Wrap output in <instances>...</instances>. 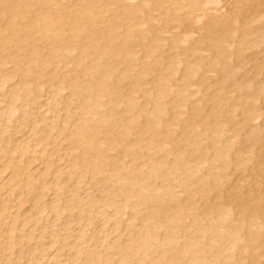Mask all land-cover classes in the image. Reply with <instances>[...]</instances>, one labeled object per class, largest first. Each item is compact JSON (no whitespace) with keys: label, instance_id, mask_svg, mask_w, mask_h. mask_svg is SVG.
Here are the masks:
<instances>
[{"label":"bare ground","instance_id":"6f19581e","mask_svg":"<svg viewBox=\"0 0 264 264\" xmlns=\"http://www.w3.org/2000/svg\"><path fill=\"white\" fill-rule=\"evenodd\" d=\"M165 3H169L168 6L164 7ZM181 9L184 10V12H183L184 14H182ZM180 11H181V13H180ZM190 15H192L191 18H190ZM194 20H196L197 22L198 21L200 22L199 25L197 24V27L199 29H201L202 33L200 35L197 34L199 37H197V35L194 33L196 35L195 38L196 37L197 38L193 39L191 44L188 46H185V44H183L184 47L182 46V48L178 52L177 51V48H179L178 44H180L184 40L186 41L188 36H189L188 34H186L187 31L189 33L190 30L192 32H194L193 30H198V28L194 29V27H193L194 25L196 27V24H195L196 21L194 22ZM170 21H172V22L173 21H175V22L179 21V23L180 22L183 23V21H184V25L187 27V29L188 28L189 29L188 30H186L185 28H184V30L181 29L183 34H180L181 30H179L178 33L180 36L177 35L178 33L176 35H172V33H174L175 31L174 32L169 31L171 33L170 35H172V36L165 38L170 43L169 44L170 48L168 47V49L170 50V49H172L173 46H178L175 49L176 51H173V53L175 52V55H176V52H178V55H176L174 57L173 55H171L169 53L170 56H172V58H171V57H168L169 55L167 54L168 59L166 58V56L164 57L167 59L166 66L164 68L170 69L171 70L170 74L172 71H173V73H175L177 71L176 70V64L179 65V63H181V61H182L184 64V66L181 65L182 67H184V69L183 68L181 69V70H183V73H181L182 74V80H184V82L187 83L188 85L190 83L189 82L190 78H192V79L196 78V77H194V75L196 76V74H198V72L202 69L200 74H199L200 75V77L198 79L199 84L197 82V84L199 86L196 85L198 87V89L197 90L192 89L194 91L193 93H192V90L189 89V87H185V85H187V84L183 83V81L181 83L183 86L181 84L175 85V88L173 87V85L169 86L170 85V78L169 77H171L173 75L172 74L170 76L169 72L166 75L162 74L160 72H158L155 75L149 74L151 72H155V70L152 69L153 68L151 66L152 63L154 65V63L156 64L158 61H160V59H162L161 61L163 62L164 58L163 57L160 58V56H162L165 53V51L162 50L164 52V53L162 52L163 53L162 55H160L159 53L157 54V52L161 50L160 46H159V45H161V41L164 42V35L162 34V32H164L165 30H163L162 26L164 25V27H166L165 25H168L170 23ZM173 23H171L169 25L171 26ZM143 24H145V27L148 25V27H146L144 30L141 29L142 31L141 30L139 31V28H137V25L138 26H144ZM175 24H177V23H175ZM175 24H174V27L177 26L175 29L178 30L177 28H178V25H180V24H178L176 26H175ZM180 26H183V25H180ZM191 28H193V30ZM175 29L170 28V30H175ZM198 31H200V30H198ZM198 31L196 33H198ZM258 31L261 34H258V36L255 35L256 37L254 39H252L253 41H251V44L247 43L248 41L250 42V39H251V38L249 39L250 35L256 34V32L258 33ZM169 32H167V33L169 34ZM159 34L162 36H160ZM191 34L192 33H190V36H192ZM262 35H264V0H138L136 2L134 0H0V72H1L0 78L2 81L1 83L5 84V81L9 80L10 78L17 76L18 85L22 89V92H17L15 89H13L12 94L9 96L11 101L9 100L10 101V103L8 102L9 106L7 105L8 110H7V112L5 111L7 113L6 114V121H12V122L15 121V120H10V118L12 117V114L15 110L14 105L17 106V104H13L15 101H17V100L21 101L22 100L23 102H27V100L29 101V99H31L32 102H35L36 100H39L38 98H41V95L39 94L38 89H39V87L42 88L43 81L47 82L48 85L54 84L56 87L55 90L52 87L54 93H52V94H50L49 92H48L49 94L46 93L47 97L53 100L51 105L50 104H49L50 106L48 105L49 106L48 109L46 108L47 110L50 109L53 111V118H52L53 122L54 121L56 122L57 120L60 122L59 110H61V109L65 112V114H64L65 117L63 118V121H64L63 124L65 123L64 125H66V123L68 121L70 123V120H71L70 118L74 114H76V113H74V110H76L77 107L86 108V110L88 108H93V109H91V110H93L92 113L89 112V113H91L90 118L87 119L85 117L86 118L85 119L83 117H81V118L78 117V118H76V120L71 121L72 123H70V126H71V124L73 125V127H74L73 130L72 131L69 130L70 132H67L66 134H62L61 137L59 135V133L62 132L60 129H56V128L51 129V130L56 129L57 131L60 130V132L58 131V133H54V135L56 137V142H57V137L60 140L61 139H63V140L64 139H69V140L71 139L73 142V146L71 148L72 149L71 151H74V152H73L72 156H70V158H69V159H71L72 162L69 163L68 165L63 166V167H60L61 163L59 161L61 158H57V159L51 158V156L55 157L52 154H54V152L57 151L56 149H59V148H56L54 150L53 149L50 150L46 147L47 141H45V136H46V138L48 137L47 139H49V136H47V134L45 136H43V135H41V132H40V134L38 136L36 135L37 137L31 139V140H33L32 144H30L28 140H27L28 142L27 141H25V142L21 141V142H13L12 143L9 138L3 137L2 135H0V141L2 142V143H0V152H3V154H5V155H3V157L8 158L7 159L8 162H3L2 168L0 169V171L2 173L3 169H5L7 167L10 168V176L5 180L4 183H1V185H0V191L2 192L1 189L5 188V191L7 192V195H5V198L2 201H0V229H1V231H0V254H1L0 258L2 259V260H0V264H11L10 261H12V264H43V260H44L43 254L45 252L44 244L46 243L44 241H43L44 244H43V242H41V240L43 238L41 240L38 239L39 241L37 240L36 243H34L35 242L34 241L33 242L34 245H32V244L26 245V243L33 237L37 236V237L41 238V237L45 236V232L47 231L45 223L43 225H40L42 227H40L41 230H39L38 235L35 233V229L37 227L36 228L30 227L29 230H24V232L19 233V231L22 230L26 224H28V223L31 224L32 222H34L36 220L39 221V219L41 217H35L34 213L42 212V211L46 210L47 206L50 205V204H47V206H46V203L44 202L45 203L44 204L43 201L40 200L41 196H39L40 195V193H39V195L37 194L38 195L37 199L34 200L35 203L34 204L32 203L33 206L31 205L30 209L28 208L27 211L19 210L20 206L23 205L25 203V201L27 200L26 199L27 197H25V196L28 195L29 191H31L32 189L35 191L34 188H36V187H38L37 189L40 188V190H42V188L48 187L47 185H45V182H44V179L46 180V178H45L46 175H44V176L41 175L44 177V179H43V177L38 179L40 177L38 175H37L38 177L36 176V178H35L34 173L32 172V168L29 167L30 164H32L31 162H33L32 160H34V158H37L34 155L35 153L36 154L38 153L40 157L41 156L43 157V155L47 156L46 159L41 157L42 159H44L42 161L44 169H42V168L41 169H42V171L44 170L43 172H45V174L49 175L51 173L52 176L50 178L54 177L53 179H55V180L52 179L53 181L51 180L52 181L51 184H53V186H52L53 192L52 191L51 192H52V195L54 194L53 195L54 199L52 201L54 203L52 202L53 204H51L47 208V210L50 209L49 211H51V210H53L55 212L60 211V213H62L67 208V207L65 208V205H69V203H71L74 200L73 198H70L71 201L68 204H64V206L63 205L59 206L58 205L59 204V202H58L59 198L57 196H58V192L61 193L60 190H62V188L64 186L67 187L65 185L66 182H64V180L65 181L71 180V177L74 176L72 174L73 173L76 174L75 169L79 168V170H81V172H82L81 177H80L81 179H79V175H78V177H76V180L79 179L82 181V183L85 180V177H87L86 174H89L88 176L90 178L94 179V181L96 180L95 181L96 183L98 181L96 177L99 174H103L105 172L106 177L103 174V177L105 178L104 180H106V178H107L109 183H110V180L112 182L111 177L116 175V177H114L115 179L112 182V183L116 184L115 185L116 186V194L111 193L112 195L110 197L111 198L110 201L112 203L115 202L117 204L116 201L119 202V200H117V199L122 198L123 204H124V206H126V205H130V204H128L129 202L127 203V201H129L128 199L131 197L132 198L135 197L136 201H137V203H135V205H137V204H138L137 206L144 205L147 208V210H144L145 213L143 212L144 213V219H142V220L144 221V223L143 222L142 223L145 225V222H147L148 227L152 226V228H155L153 226H156V229L158 227L165 228L166 227V223H165L166 218H167V220L169 219L170 221H174L176 219L175 217H180L183 214L189 215L192 217L191 218L192 224H190V220L189 221L186 220L185 223H187V221H188L189 227L195 226V227H193L194 230L196 227H198L199 224H203L204 219H205L203 216H201L202 218H199V216L198 217L194 216V213H196V211L198 212V210L193 208L196 205L193 207H190L188 209L183 208L181 201L182 200L184 201V199H186V198H187L186 201H188L189 197H185V198L183 197V199L181 201H180L181 195H180V197H177L180 192L182 193V191H185L186 194L188 195L187 191H189V187L192 188L191 186H189V184L191 183L190 185H192V181H193V180L192 181H190V180L192 179V177H195L197 175L198 171L195 173L196 175L193 174L194 171L190 172L191 174L188 176H191V175H193V176H191L190 180L186 179V182L187 181L190 182L189 184L187 183L188 184L187 186H189V187L184 186L183 190L181 187L182 191H180L178 194H177L178 191L176 189H175L176 193H174V190H173V187L176 185V183H175V185L172 186L170 183L167 182L168 179L170 180L168 174L170 173L171 170H172L171 173H174L176 169L181 168L184 165L187 166L186 163L190 164L189 161H191V160L189 157L191 156V154H192L191 151L193 149L188 147V144H193V146H196V148L200 147V145H201L199 143V141H194V139L199 140L200 138L198 136H194L196 134H194V129L191 127V125L193 127L197 126L195 128L197 130V128H199L198 126L202 127L205 125L204 127L206 128V125L208 127V124L209 123L211 124V122L214 124L216 123L217 126L220 125L218 123H221L223 121L227 122V121H225L224 116H223L224 120H223V118H221V116L223 115V113H222L223 105L225 104V106H226L227 105L226 102L228 103V99L230 98L229 95H231V97L233 95L231 93L226 94L227 93L226 91L223 92L224 89L228 85L227 80H230L233 76L234 77L237 76L236 75V73L238 72L237 69L240 68L239 62L242 64H247V63H244L243 59L246 57V55H245V57H243V53L246 51L247 47H249L250 45L256 46L257 43L258 44L262 43L261 41H264V37H262ZM190 36H189V38H190ZM193 37H194V35H193ZM167 40H165V41H167ZM187 41L190 42L191 40L190 41L187 40ZM246 43L250 44V45L248 46ZM162 44H165V46L168 45V44L166 45V43H162ZM245 44H246V46H245ZM180 45H182V44H180ZM203 45L204 46L207 45V47L205 46L206 47L205 50L202 47ZM75 48L78 49L79 52H77L78 53L77 56L70 58L69 54L71 55L72 49H75ZM187 48L191 49V51H192L191 54H190L189 50L187 51ZM162 49H163V47H162ZM165 49H166V47H165ZM207 49H208V51L209 50L211 51L210 54L205 52V53H207L205 56L199 55L201 50L206 51ZM261 49L263 50V48H261ZM138 50L143 52L142 55L144 57H143V60L140 61V63H138V64H140L139 69L135 70V64L136 63L134 61H136V58L138 55H141V54H136V52ZM185 50L187 52H189L187 54V56L188 55L190 56L191 62H190V60H188V59H190L189 57H188V59L185 57V55H186ZM74 53H76V51ZM138 53H139V51H138ZM88 54H91L90 57H87V56H89ZM203 54H204V52H203ZM119 55H121V56L119 57ZM207 55H209V56H207ZM233 57H235V58L237 57V59H238V57L239 58L243 57L242 58L243 62L241 60L238 63H234ZM109 58H113L115 61L111 62L110 60H112V59L109 60ZM119 58L121 60H118ZM140 58L142 59V56ZM147 58L148 59L151 58L154 62H152L151 59H150L151 61L147 60ZM54 59H58V61L57 60L54 61ZM88 59H89V62H87ZM221 59H224V61H226V60L227 61L224 63L223 62L221 63V61H222ZM59 61L64 66H67L70 63L71 64L70 68L72 70L75 67H80V66L82 67L83 65H85V62L90 63V61H91L92 65L90 63L91 67H89V68L86 67L87 69L84 73L85 77H83L82 74H78L77 72H73L72 74L67 75L65 73V71H61V66H59L60 64L54 65L57 62L60 63ZM219 61H220V63H219ZM234 61H237V60L235 59ZM162 62L161 63L159 62V64H164V62L163 63ZM7 63H10V65L12 66V70L10 72L5 73L4 67H5V64H7ZM52 63H54V64H52ZM122 63H123L122 66H124V68L123 67H122L123 69L121 68L122 70H120L119 71L120 73H118V74H120V76L119 75L117 76L120 80L118 78H114V79H118V81H122L123 79L126 78L127 83H128V81H129L128 79L129 78L132 79V77L129 76L130 72L132 70L133 71L135 70L134 75H131V76H133V79L132 80L130 79L131 81L128 83L129 85L127 84V86H126L127 88L124 87L123 84L117 83L118 82L117 80L113 79V81H114L113 82L112 78H111L112 74L118 69L117 68V66L119 67L118 64H122ZM218 63L221 65H219ZM237 64H239V66ZM255 64H256V62H255ZM51 65H54V66H52L53 69H51L52 68ZM157 65H158V63H157ZM242 66H241V68H242ZM48 67L50 70L48 69ZM137 67L138 66H136V68ZM243 69H246V68H243ZM181 70H180V72H181ZM206 71H214L215 75L216 74L218 75V77L213 75V76L217 77L218 79L215 78L216 80L213 83L211 82V84H214V85L216 84L217 91H215L214 93H212V91H213L212 89H211L212 91L209 90V91L205 92V89H206L205 87H207V89H208L209 88L208 85L210 83L209 82L210 76H208L209 73H207ZM244 71L245 70H243V73H244V75H246ZM246 71H247V69H246ZM214 72H211V73L213 74ZM131 74H133V73H131ZM147 74L152 75L154 77H152V79H150V81L146 82L145 80H147V78H146ZM175 74H177V73H175ZM167 75H169V76H167ZM128 76H129V78H128ZM114 77H116V75ZM148 77L151 78L150 76H148ZM172 77L174 78V76H172ZM43 79H45L46 81ZM172 80H176V78H174ZM172 80H171V82H172ZM33 81H34V84H36V88L37 87L38 88L37 89L34 88V92L31 93L33 88H32V90H30L31 88L29 87L30 86L29 83L30 82L32 83ZM115 81H117V82L115 83ZM225 81L227 82L226 83L227 85H225ZM145 83L146 84L150 83L149 85H151L152 89L150 87V90H148L147 89L148 85H147V88H146V86H144ZM263 83H264V81H263ZM174 84H176V83H174ZM231 84H232V86H230L231 88L227 87L228 92H230V90L235 91L234 98L237 101H238V99L243 98V101L240 104L236 103L237 104L236 105L234 103L235 99L232 100L233 104H232V102H231V104H232V106L235 104L233 108H236L238 106L239 109L240 110L242 109V111L244 113L243 109H245L246 105H248V101H249L248 99L253 100V101H251V104L256 103L257 102L256 99L257 98L259 99L260 93H261L260 91H262V89L260 87V88H258L259 90L255 89V92L253 94H250V92L248 93L249 85L251 84V87H254L256 85V83H254V86H252L253 84L249 81V77H247V79H246L245 77H243V76L240 77L239 75H238V77L234 78L231 81ZM46 85H44V86H46ZM120 85L123 86L125 90H123V87H120ZM125 85H126V82H125ZM16 86H17V83H16ZM16 86L14 88H16ZM48 87H46V88H48ZM65 87H67V88L69 87L70 89L71 88L74 89L73 91H74V93H76L77 97H76V95H74V93L69 92V95H66L65 97L62 96L63 97L62 99H59V98H61V96L58 99H56L57 97L55 98V96H54L55 92L60 93L61 92L60 90H62V89L65 90ZM105 87H108V88H106L107 90L104 89ZM210 87H212V85ZM251 87H250V89H251ZM256 87H259V86L256 85ZM52 88L50 91H52ZM172 88H174L175 90ZM182 88H183V90L185 89V90L190 91V92L186 91L188 97L186 95H184L188 99L190 97L188 93H190V95H191V93H192V95L197 94V98L195 97L196 98L195 99L193 97L192 100L189 101L187 98H185L183 96L181 97V99H180V97L179 98L176 97V96L182 94V93L178 94V92L181 91ZM200 88H202V89L205 88V89H203V91H202ZM262 88L264 89V84H263ZM8 90H9V88H8ZM17 90H19V89L17 88ZM58 90H59V92H58ZM252 90H254V88H252ZM39 91H41V90L39 89ZM48 91H49V88H48ZM122 91L123 92L125 91V94ZM172 91H174L175 93ZM184 91H183V93H184ZM9 92H11V89ZM208 92H211V94H209ZM262 92H264V91H262ZM172 93L175 94L174 97H172V99L170 101H164V100H167L165 98H167L168 96H170V95L173 96ZM3 94L5 95V93H3ZM3 94H2V96H3ZM71 94H73L74 96H70ZM184 94H186V93H184ZM103 95L105 97H106V95L108 96V98L106 97L108 99L107 100L108 102L107 101L106 102L112 106V107H110V105H109L110 108L108 107V110H106V111H102L103 108L101 111L97 109V108L100 109V107L104 104V99H102L103 104L100 103L101 97H103ZM123 95H125L127 97V99L125 98L124 102L122 101L123 97H125ZM137 96L144 97L146 106L148 103L151 104V107H150L151 109L149 107H147L148 111L150 110L148 112V115L143 112L144 108L142 106H144V105L142 104V106L141 105L139 106V104H141L143 102V100L141 103L138 104V102L140 100L137 99ZM47 97H46V99H48ZM72 97H76L79 99V100L77 99L78 100V103H77L78 106L77 107L73 106V108L76 107L74 109H72L70 107V103L73 101V100H71ZM262 98L264 100V95L262 96ZM136 99L139 101H136ZM231 99H229V100H231ZM168 100H169V98H168ZM254 100H256V102H254ZM207 101H209V104H207ZM32 102H31V104H32ZM106 102H105V104L108 106V104ZM122 102H123V104H122ZM238 102H240V101H238ZM74 103H76V100H74ZM12 104H13V107H12ZM18 104H19V102H18ZM22 104H24V103H22ZM60 104H61V106L58 108L57 106ZM100 104H102V105H100ZM120 104H122L124 106V107H121L124 110V111L121 110L122 113H121V111H120V113L116 112L117 111L116 109H118V108H116L115 111L113 109H111L113 107L114 108L118 107ZM231 104H229V105L231 106ZM33 105H34V103H33ZM33 105H31V107ZM44 105H47V104L45 103ZM72 105H74V104H72ZM252 105H254V107H255V104H252ZM27 106H28V104L26 103V108H27ZM36 106L39 107V105H37V104H36ZM176 106H180L178 108L182 107L181 110H184L185 116L183 115L184 114V112H183L182 116H184V117H181V116L174 117L172 122L170 120L171 118H169V117H168L169 119L164 118V114L168 113L167 111L170 110L169 108L173 109L174 107L176 108ZM230 106H228V108H226V110H228ZM258 106L259 105H257V107ZM29 107H30V105H29ZM41 107L42 106L40 105L39 108H41ZM183 107H186V110L183 109ZM214 107L215 108L217 107L218 111L215 112ZM254 107H252L250 109L247 108L245 111L249 110V112H250V110L252 109L253 112L252 111L251 112L255 113L256 110H253ZM257 107L255 109H257ZM104 108H105V106H104ZM258 108H260V107H258ZM142 109H143V111H142ZM230 109L232 110V107H230ZM30 110H29V114L33 109L31 111ZM79 110H81V109H79ZM226 110H224V111H226ZM231 110H230V112H231ZM260 110L257 109V112L258 111L260 112ZM20 111H21L20 116H22L21 118L24 120V122L26 121L25 125L38 124L36 119H28V116H27L28 114L26 115L27 110L25 111V107L21 108ZM83 111H84V109H83ZM83 111H80V115H81V113H84ZM136 111L137 112L139 111L140 113L142 111L143 115L146 114V116L145 115L143 116L141 114L144 118L142 120H140L139 118L141 116ZM232 111H234V110H232ZM125 112L128 113L129 116L131 114V117L129 119L123 120V118H124L123 116L126 115ZM165 112H167V113H165ZM179 112H180V110H178L177 113H179ZM227 112H229V110ZM227 112H225V113H227ZM31 113H33V112H31ZM89 113H87V115ZM177 113H176V115H177ZM221 113H222V115L220 116L219 114H221ZM236 113H232V114L234 115ZM260 113H258V115ZM121 114H123V115L121 116ZM173 114L175 115V112ZM237 114L240 115V113H237ZM244 114H246V112ZM167 115L169 116V114H167ZM174 115L171 114L172 117ZM225 115L227 116L228 114H225ZM248 115H250V114L248 113ZM248 115H245V118L243 115L242 121L241 120L235 121V123L239 122L238 124H240V126L237 128H240L241 126L244 127L246 125V124L245 125H243V124L246 122ZM258 115L255 114L254 118H256V116H258ZM229 116H230V114H229ZM250 116L248 117V119H250ZM41 117L43 118V116H41ZM73 117H75V116H73ZM21 118H20V122H21L20 126L22 124H24L23 121H21ZM13 119H16V118L14 117ZM44 119H45V117H44ZM229 119L231 121L234 120V118L231 119V117ZM229 119L227 116V120H229ZM174 120L176 122H174ZM252 120L250 119L251 122H252ZM38 121L40 122V121H42V119L38 120ZM61 121H62V119H61ZM247 121L249 122V120H247ZM43 122H45V121H43ZM1 123L3 126H2V129H0V134H2V133L4 134V132H6V130L9 126L4 125L3 121ZM7 123L9 124V122H6V124ZM227 123L231 124V122H227ZM170 124L171 125L176 124L177 126L178 125L180 126V127L178 126L180 129L177 128V130H180V131H178L179 139L177 140V138H175V136H174L175 134H174L173 135L174 137L172 136L174 138V140L170 142L172 146L169 149L171 151H177L178 153H176V156H172L174 158L172 160L170 159L171 161L168 159L170 161L169 163H166V162H168V160L167 161L165 160L166 162L164 161L165 156H167V154H168V156H169L168 158H170L171 155H174L173 154L174 152L171 154L170 153L171 151H167L168 149L165 150V145L164 146L161 145L164 142L163 143L161 142L159 144V141H160V139H163L164 137H166V135L164 133L165 130L169 129L166 138H168V135L171 137L170 134H173V130H175L176 128L174 129L173 127L175 125H173V127L171 126L173 128V130H170L171 129V127L169 128ZM210 124H209V126H210ZM230 124H229V126H232V124L231 125ZM25 125H23L21 127H24ZM166 125L168 128L166 127ZM223 125H221V126H223ZM235 125H237V124H235ZM20 126H18V124H17L15 126V128H20ZM35 126H38V125H35ZM162 126H164L167 129L163 130L164 127L162 128ZM187 126H190L192 128L193 133L189 132V130L191 131V129H189L188 131H187V129L185 130V128H187ZM211 126H213V124H211ZM254 126L256 127V124H254ZM254 126H252V128ZM33 127L31 128L30 135H35V133L37 132V130ZM204 127H202V129ZM243 127H241L240 130ZM5 128H6V130H5ZM219 128H221V127H219ZM248 128L251 129L249 126H248ZM256 128H258V129L260 128L262 130V126L261 127L257 126ZM62 129L64 130L65 127ZM222 129H221V131L225 132V131H223V130H225V128L223 130ZM258 129H256V130H258ZM51 130H48V131L51 132ZM218 130H220V129H218ZM229 130H232V128ZM256 130H255V128H253L252 130L248 131V133H245V135H244V132H246V130L245 131L243 130L244 132H243V134H240V136L244 135L242 139H248L249 140V142H248V140L243 141V142L250 143V145L247 143L249 145V148H251V147L256 148V149L258 148V153L260 152L259 154L261 156L260 163L258 161L259 159L257 160L258 156H256L258 154L256 152L257 150L254 151V154H249L250 153L249 152L248 155L252 156V158H250V157H247V158H248V160L250 159L249 161H251V160L254 161V159L257 157L256 160L258 161V164H261L260 166L259 165L258 166L260 167V169L262 171H264V141L259 138V136L256 133ZM261 130H260V133L261 132L263 133L264 131H261ZM39 131H41V130H39ZM197 131H199V130H197ZM200 131L196 132V133H200L199 135L201 136L202 131L201 132ZM206 131L203 129L202 133H204ZM214 131H212V132L215 133ZM221 131H219V132H221ZM228 131H227V127H226V132H228ZM236 131H234L237 134L236 135L237 137H235V140H236V138L238 139V136H239L238 134L241 132V131L239 132L238 130H236ZM232 133H233V131H232ZM100 134H101V136H100ZM132 134H134L135 136L133 135L134 137L131 138L130 135H132ZM192 134H194L193 136L196 138L193 139ZM215 134L217 135V130H216ZM51 135H52V133H51ZM212 135H214V134H212ZM218 135H221V134L219 133ZM232 135H235V133ZM52 136L50 137V139L52 138ZM240 136H239V140H240ZM172 137L170 138L171 140L173 139ZM53 138H54V136H53ZM53 138H52V140H53ZM220 138L212 139V136H211L210 139H208V142L209 141L210 142L209 143L207 142V144L205 143L206 145L200 139V142H202L204 144V146L202 144L201 145L202 148L201 147L200 148L203 149V147H205V148H209V150H210V148H213V150L215 149V151H216L215 155L213 154L214 152H212V154H211L214 156H211L209 154L212 158L214 157V159L215 158H221V157L223 158V155L228 156L227 153L233 152L231 150L234 147V144H233L234 142L231 145L230 143L227 144L226 141H228V142H230V140L233 141L234 138L231 137L233 140L231 138L228 140L227 137L226 138L223 137V140L227 139L225 141V143H223L224 141L220 142L221 141ZM242 139H241V142H242ZM239 140H238V142H239ZM50 141H48V142L50 143ZM53 141H51V142H53ZM243 142L241 144H244ZM27 143H29L30 145H27ZM44 143H46V145ZM167 143H169V142H167ZM167 143H166V145H168ZM235 143H236L235 144V146H236L237 140L235 141ZM147 144L148 145L153 144V148L156 147V151L158 152V153L157 152L156 153L157 154L160 153V155L158 156L159 158H157V155L156 156L154 155V152H150L152 150V148L149 150L148 147H146V146H148ZM241 144H238V145H241ZM143 145L144 146L146 145L145 146L146 150H148V152H150V153H148L147 151H145V155H146V153H147V155H146V160H144V161L145 162L147 161L148 167L150 168L149 170H151L150 172L153 173V174H151L152 179L155 181V180L160 178L159 176H161V178H162L163 184H161V182H160L161 185L158 183L157 184L155 183L156 186H154V188H152L151 184L149 182H147V178H146L147 177L146 176L147 171H146V173H144L145 175L143 174L144 171H142V173H141V170H140L141 168L139 167V165L143 164L142 160L139 159L141 161V164H139V165L137 162L138 154L139 153L141 154V152H139V151ZM30 146H31V148H30ZM239 147H241V146H239ZM244 147H246V145ZM45 148L48 149V151ZM189 148L191 149V151L189 150ZM196 148H194L195 153H199L200 151L197 152ZM249 148L248 149L245 148V150L249 151ZM201 149H199V150H201ZM143 150H145V149H143ZM153 150L155 151V149H153ZM209 150L206 152H209ZM29 151H30V153L32 151V153H34V154H32L31 157H29V154H27L28 156L25 159L24 155L26 152L28 153ZM68 151H70V150H68ZM110 151H114V154L111 153ZM204 151L205 150L203 149L202 153ZM250 151L253 152V149H250ZM14 152H15V154L17 153V155H15ZM57 152H59V150ZM206 152H204V153H206ZM244 152L242 150V152H240V153H244ZM255 152H256V154H255ZM142 153H143V151H142ZM169 153L171 155H169ZM200 153H199V155H200ZM238 153H239V150L237 151V154ZM13 154L15 155V159L18 160L17 162L16 161L13 162V161L9 160L13 157ZM235 154H236V151H235ZM59 155L56 157H59ZM145 155H141L140 157L145 156ZM207 155L208 154H206L204 158H206ZM233 155H232V157H230V154H229L228 158L229 159L234 158ZM238 155L240 158L241 154H238ZM248 155L245 154V156H248ZM125 156L128 157V160H129L128 164L126 165L127 167H125V169H124L125 171H122L123 173L121 172L119 174H117V173L115 174L116 170H118V163H119L118 161L120 160L121 157H125ZM198 157L196 156V158H198ZM200 157L202 158L201 155H200ZM5 158H4V160H5ZM212 158H207V160L211 162V160L212 161L214 160ZM237 158L238 157H236L234 159L236 160ZM245 158L246 157L243 158L244 161L247 159V158L246 159ZM193 159H195V158L193 157ZM243 159L242 158H241V160L237 159L236 163L238 161L242 162ZM248 160H246L245 162L243 161L245 163V165L248 164V163L246 164V162ZM198 161L195 165H197L198 163H199V165H201L200 161H201V163H203L202 161H205V160H198ZM229 162L230 161H227L228 164H229ZM124 163H127V162H124ZM194 163H195V161L192 164H194ZM204 163L206 164V162H204ZM227 163L225 162L226 165H228ZM234 163H235V161H234ZM236 163L234 164V166H236V168H237L239 166H237ZM253 163H255V162H252L251 164H253ZM147 164H145V165H147ZM221 164L223 165V163H221ZM225 164L223 166H225ZM230 164H233V162ZM237 164L239 165V162ZM119 165H120V163H119ZM253 165L256 166L257 164H253ZM253 165H251V169L254 168V167L252 168ZM142 166H144V165H142ZM188 166H191V165H188ZM258 166H257V169H259ZM119 167H121V166H119ZM123 168H122V170H123ZM160 168H164V170L161 169V171H160ZM191 168H192V166H191ZM208 168H210V166ZM33 169H34V167H33ZM203 169H205V168H203ZM247 169H249V168H247ZM251 169H250V171H251ZM120 170H118V172ZM186 170H188V169H186ZM186 170H184V172H183L184 174H185ZM208 170H210V169H207V171ZM261 170H260V172H261ZM178 171L180 173V170H178ZM207 171L205 173H207ZM220 171L221 172H219V173H223L225 171V168H224L223 172H222V169ZM39 172H41V170ZM254 172L256 173L258 171L256 170ZM260 172H258V173H260ZM21 173H22V177L24 178V179L22 178V180H25V181H23L24 184H23L22 188H20L21 190L17 189V190H19V194L15 193V195H17V197L15 198V201L12 203L11 202L9 203V201L14 200V199L11 200V198H13V196H14V195L12 196V193L15 192L14 191L15 186L16 185L18 186L17 181L21 180V179H18L19 176L17 177L18 180H15L16 179L15 177L18 174L20 175ZM219 173H217V180L219 178H221L222 180L220 179V181L223 183L222 176H220V177L218 176ZM41 174H44V173L41 172ZM62 174H64L65 177H61ZM187 174H185V175H187ZM148 175H150V173ZM167 175H168V177H167ZM177 175H178V173L176 174V177H178ZM225 175L226 176H224V178H226L229 174L227 175L225 173ZM157 176L159 178H157ZM170 176H172V174ZM259 176L261 177L262 174L261 175L259 174ZM89 177H87L86 179H89ZM197 177L198 176H196L195 178H197ZM50 178H48V179L50 180ZM58 178H60V179L58 180ZM154 178H157V179H154ZM195 178H193V179H195ZM254 178L252 179L254 181L252 183H253V185H256L255 186L256 188L254 187L255 190L252 191L253 194L251 195V197H250V194L249 195L246 194L247 193L246 191H245V193H241L242 191L240 192V190L242 189V187H241V189H239L238 185H240V184H237V185L234 184L233 186H235V187L238 186V187L237 188L234 187V189H235L234 190V189H232L233 188V186H232L231 190H233V191H231V193H230V188H229V194L232 197V204H233V207L236 211V214L232 213L233 211H231L229 209V207H227L226 202L222 203V205L226 204V206L224 205L225 208L227 207L229 212L231 211L232 214L236 215L235 217H237V215L240 217V215H242V214H239V213L245 211L246 213H248L249 219H252V221H256V219H257L258 220L257 223H258V222H260V220L257 218V216L260 218L259 214H261V216L264 215V187L259 186L260 185L259 183L261 181L259 182V178L257 176H256V179H254ZM36 179H38V181ZM148 179L150 180L151 178H148ZM177 179L179 180L180 177ZM182 179L183 178H181V180H179V182H178L179 185L183 184V182L185 181V180L183 181ZM211 179H213V178H211ZM228 179H230V178H228ZM228 179H225V180L228 181ZM89 180L91 181V179H89ZM171 180H173L172 177H171ZM246 180H244V181L246 182ZM88 181L86 180L87 184H89V182H90V181L89 182ZM108 181H105V182H108ZM159 181H160V179H159ZM163 181H165V182H163ZM208 181H210V180H208ZM16 182H17V184H16ZM34 182H37V183H34ZM70 182H72V181H70ZM73 182H74V180H73ZM76 182H78V181H76ZM174 182L175 181L173 180V184H174ZM46 183L48 184V182H46ZM51 184H49L50 187H51ZM71 184L72 183L67 184V185H71ZM84 184H86V183H84ZM198 184H200V183H198ZM202 184L199 186H203ZM211 184H212V182H211ZM109 185H111V184H109ZM158 185H160V187ZM106 186H107V184H106ZM111 186H110V188H111ZM181 186H183V185H181ZM224 186H226V185H224ZM155 187H159V188H155ZM177 187H179V186H177ZM215 187H216V184H215ZM245 187H246V185H245ZM76 188H74V189H76ZM110 188H108V189H110ZM198 188L199 187L194 188V189L197 190ZM210 188H211V190H213L214 187H210ZM221 188H223V185ZM74 189L72 188V190H71L72 192L70 191L72 194H73ZM77 189L80 190V188H77ZM112 189H113V187H112ZM194 189L190 190L191 193L194 191ZM247 189H250V188H247ZM198 190H197V192H198ZM211 190H210V192H211ZM222 190H225V189H222ZM244 190H245V188H244ZM110 191H111V189H110ZM200 191H201V189H200ZM74 192H76V191H74ZM248 192L250 193L251 190L250 191L248 190ZM89 193L91 194L92 192H89ZM66 194H67V192L65 193V195L64 194L63 195L66 196ZM200 194L202 195L201 197H204L203 193H200ZM204 194L207 196V192ZM189 195H191V194H189ZM70 196H71V194H70ZM184 196H186V195H184ZM192 196H193V194L191 195V197ZM206 196L204 198H206ZM220 196L221 195L219 194V197ZM61 197H62V200L60 199L59 201L63 202V200H65L66 197H65V199L63 198V196H61ZM85 197H86V199L84 197L81 198V199H83V198L85 199V201H86V202L84 201L85 203L84 202L81 203L80 202L81 199L78 200V197H77V200H74V203L79 202L78 204L81 205V208H82V210H84V212L88 208H86V209L83 208L85 206H83L82 204H86V205L88 204L87 207H89V206L94 207V209H97L96 207H98V209L99 208L102 209V208H104L105 205L108 204V202L105 204V201L100 199V197H99V199H96V196H95L94 198L96 200L91 198L90 196H85ZM74 198H76V197H74ZM178 198H180V199H178ZM132 200L134 201V199L130 200L131 203H132ZM171 200L175 201V202H173L174 203L173 206H169L170 205L169 201L171 202ZM190 200L187 203H190ZM203 200H202V202H204ZM209 200H207L206 202H208ZM27 201H29V200H27ZM66 201H68V200L66 199ZM202 202L200 204H202ZM222 202H224V201H222ZM168 203H169V205H168ZM78 204H72V206L78 205ZM200 204H199V206H200L199 208L201 209L202 205H200ZM216 204H218V203H215V205ZM12 206L16 207L17 209H16V211L9 212L8 211L9 207H12ZM61 206H63V207H61ZM131 206H132V204L129 207L130 212H131V209L133 210V212H132V214H129V217L131 215L130 220L133 221V220L137 219V217H138L137 214L140 215L141 212L143 211V209H141L142 211L139 212L140 213L139 214L138 211H140L141 207H139V209H138L137 206L136 207L132 206L133 208H131ZM216 206L218 208H220L219 207L220 205H216ZM74 207L79 208L80 206H74ZM74 207H73V209H76ZM121 207L123 208L122 205H121ZM145 207H143V208H145ZM204 207L205 206L203 205V209H204ZM192 208L194 209V211L195 210L196 211L193 212ZM205 208L206 209H204V211L207 213L208 207L206 206ZM214 208H216V207L214 206ZM89 209H88V211H89ZM98 209H97V211H98ZM183 209H185V210H183ZM197 209H198V205H197ZM200 209H199L198 215H200V211H202V209L201 210ZM221 209H222V207H221ZM61 210H62V212H61ZM68 210H66L67 213H68ZM72 210H71V212H72ZM82 210H80V211L78 210V212H82V214L79 213V215H83L84 212ZM106 210L107 209H105V211H104L102 209L99 211L100 213H97V214H100L98 216L103 217V218H101L102 223L100 222L101 227L99 225V227L101 228L102 231L107 230V228H108L107 224H108L109 218H114V217H112V215L117 216V214L115 212H111V214L112 213L113 214L110 215L108 218V216L106 215V213L108 211H106ZM212 210L216 211V209L210 208L211 212L210 211L209 212L211 214L214 213ZM225 210H223V211H225ZM88 211L86 210V213H85L86 215L88 214L87 213ZM112 211H115V210H112ZM66 212H64V213H66ZM93 212H95V211H93ZM209 212L207 213L208 215L210 214ZM225 212H226V214L224 212L219 214L220 216L223 215V217H224L223 219H221V217L219 215H218L219 217H213L212 216L213 219H212V217L208 218L209 216H207V215L206 216L208 219H210V221L212 219L213 223H214V218L215 219L219 218V220L220 219L224 220L226 218V215H227L226 219L229 220L228 219L229 213L227 210ZM58 213L54 215V217L52 219V223H51V225L53 227L50 229L49 235L47 234L49 236L48 242L51 246H53V243L55 244V242H59L58 244H61V245H58L57 249L61 248V250H62L63 249L62 246H67L68 248H70L69 246H72V245L76 246L75 244H77V243H82L86 240H89L87 242H90L92 238L98 240V239L102 238L103 236H104V238L102 239L103 241L101 240L100 243L102 244L105 242V240H106L105 237L108 236V232L102 233L104 235L102 236V234H101L102 237H99L100 236L99 235L98 236L99 238H96L97 236H95L94 232H92V233L90 232L91 234L88 236V238L84 236L85 239L83 238V236L80 232V229L79 230L77 229L80 232V234H75L76 231L74 229H76V228L72 229L70 227V222H71V219H73V218L70 217L71 219H69V217L67 215H66L67 219L66 220L64 219V221L62 222V224H63V225H61L62 230H60V228L55 226L57 224L54 222L55 223V225H54V223H53V221L59 219V217H60L59 215H61V214L60 213L58 214ZM69 213H70V211H69ZM206 213H203V214H206ZM89 214H88L87 218L85 217L86 219H88V221H86L87 222L86 226H87V224L92 225L93 220L91 219L92 218L91 216L96 215V214H92V215L90 214L91 216H89ZM203 214H201V215H203ZM211 214H210V216H211ZM39 216H41V215H39ZM77 216H74V217H77ZM118 216H117V219H118ZM233 216H230L229 218H231L230 219L231 222L233 220L235 222L233 221L234 222L233 224L230 222L231 225L228 222L229 228H227V224L226 225L224 224V223H227L226 219H225L226 221L223 223L224 229H226V228L231 229L232 233H231V230H229L230 232L225 230L227 232V234H225L226 232H224L223 229H222V231L220 230V226L222 225V223H220V225H219L220 231H218V233H216V234H218V235H216L217 237L215 236V238H216L215 240H217V238H218L219 245H220V243L223 245V242H221V240L224 238L225 243L226 244L228 243V245H227V247L224 246L223 249L225 248V250H226V248H227V250H228V248H230V254L234 253V250H236V249H234L235 247L237 248L238 246L239 247L242 246V248H240V249L238 248V249H239V251L242 249L239 252V253H241L243 251V253H241L242 255L244 253H246L244 259L248 258V257H246V256H248L247 253L249 252V250H251V247L253 248L254 244H255L254 245L255 247L259 246V244H262V246H263V247L261 246V249H263V250L257 249V250H259V251H256L257 253L258 252H264V243H261V240H258V239H261V236H262V238H264V222L263 223L260 222L261 225L259 227L257 225L258 228L255 227L256 228L255 229V228H253L254 227L253 225L255 224L254 222L252 224L251 223L252 221L251 222H248L249 220L247 222L245 221L248 225L251 223L250 225H252L253 227L249 225L250 228L252 227L255 230L253 231L254 233H252V231H251V233L253 235L251 233L250 234L252 236L247 235L249 232L247 234L245 233L247 236H249L250 238L252 237V238L250 239V238L245 237L247 239H250V241L246 240V243H244L245 242L243 239L244 236H242L244 233L242 234L240 228H242L241 226H242L244 220H247V218L243 217L244 216V214H243L242 217L245 219H242V221H241L240 220L241 217H240V219H239V217H237L239 219L240 223H236V218H233V220H232ZM245 216L247 217V215H245ZM61 217H63V216H61ZM93 217H95L94 221H96V219H97L96 216H93ZM63 218H65V216ZM78 218H81V216L80 217L78 216ZM120 218H121V216H119V219ZM172 218H174V220ZM263 218H264V216H263ZM263 218L262 219L260 218V219L264 220ZM82 219L83 218H81L80 220H82ZM105 219H107V220H105ZM115 219H116V217H115ZM115 219H113V224L116 223V222H114ZM238 219H237V222H239ZM69 220H70V222H69ZM74 220H76V219H74ZM80 220H79V222H81ZM176 220L175 221L177 223H179L182 219H180V220L176 219ZM83 221H84V219H83ZM119 221L120 220H118L117 222H119ZM129 221L125 223L126 225L124 224L125 227L129 223H131V221L130 222ZM210 221H206L207 223L204 222L207 224L206 227L208 226L209 223H210V226L213 227L212 222H210ZM216 221L218 222V220H216ZM219 222L217 224H219ZM221 222H223V221H221ZM3 223H4V225L6 224L5 227L1 226ZM78 223H76V224H78ZM93 223L95 224V222H93ZM167 223H168V221H167ZM182 223L180 222L181 226L183 225ZM260 223H258V224H260ZM84 224L85 223L79 224L77 226V228L80 225L84 226ZM113 224H112V227H113L114 231H116V230L118 231L119 228H121L119 226L120 224L117 225V223H116V224H114V226H113ZM131 224H134V223H131ZM131 224H129L128 226H130ZM139 224H140V226H144L143 224H141V221ZM247 224H245V225H247ZM19 225H21L22 227L24 226V227L19 228ZM134 225L136 226V224H134ZM71 226H72V224H71ZM81 226H80V228H81ZM183 226H182V229H183ZM200 226H202V225H200ZM88 227L90 228L91 226L88 225ZM184 227H185L184 229H186V231L190 229V228L188 229V226H186V225ZM217 227L215 230L218 229ZM246 227L247 226H245V228ZM123 228H122V231L121 230L120 231L123 232V234H125L126 231H125V228H124V230H123ZM128 228L126 230H128ZM149 228L147 229L144 227L143 229L149 231ZM177 228H175V229H177ZM202 228H200V229L198 228V230H201V234H203L204 232H206L209 229L208 227H207L208 229H206L204 227L206 229V231H205L204 228L203 229ZM214 228H215V226L213 227V229ZM250 228L248 227V229H250ZM45 229H46V231H44ZM83 229L85 230L87 228L83 227L81 229L82 232H83ZM93 229H95L94 225H93ZM93 229H91V230H93ZM143 229H142V237L140 236V234H139L140 237H138V235H137L139 230L136 231L137 232L136 235H134L135 231H133V230H132L133 235L129 234L130 237H128V236L126 237L124 235L123 237H125L126 239L129 238L128 244L119 245L120 243L118 244L114 241V242L108 243L106 245V247H108V248H105V249H107V250H104L103 252H99V248H98L99 246L96 245V243H98L96 240V243L94 242L95 243L94 246L95 245L96 246L93 249L96 248L98 251H96V250L91 251L92 248L90 250H88V249L87 250H79L78 249L79 251L78 252L76 251V253H74V254H77L76 255L77 258H79V257L81 258L80 260H82V262L79 264H92V263L93 264L94 263L95 264H104L103 263L104 261H106L105 263L110 264V261H113L112 258H111L112 260L110 259V256H109L110 253H111V257L114 256L115 259L117 256L112 255V254H116V253L119 254L118 255L119 258L117 259L115 264H176V263L177 264H179V263L191 264V262L187 263V261H185V257L188 258L187 256H185L186 254H189L188 259H190V261L193 260V262H196V264H197V262L200 260V258H203V257H200V255H198V253L200 251L204 252V254H203V256L205 255L204 258H206V256L208 255V258H209V256L211 258L213 256V259L215 257H217L216 260L218 259V254L221 253V252L219 253V251L221 250L220 249L221 246L218 247L217 243H214V244L212 243L213 245H211V242H214L213 239L211 240L210 245L208 243L204 242V244L209 245L207 247H205L202 244V242H199V244L201 243L203 245V247H200V248L196 247L197 249H199V252L197 253V251H196V252H194V254L197 253L198 258L200 257L199 260H197V257H195V255H193L191 252V251H195V250H190L191 248H189L190 245H191V247H194V245H193V243L191 244L188 240H186V241H188V243L190 245L186 242H185L186 245L183 244L182 246H180L181 244H180V242H178V244H179V246L177 245L178 247H176L175 245H174L175 247L172 246L173 244H171V246L170 245L169 246L164 245V242L162 240L165 238L164 240L167 243L168 239H166V237L168 238V236H169L168 233H165V231H168V232L171 231L169 234H171V236H172V229H173V231L175 230L174 227H172V228L170 227L169 230L165 229V231H164L165 235H164V237H161L162 239L157 236L159 239H161L160 240L161 242L159 244H156V243L152 244V241L148 238L149 236L147 235V233H148L147 231L145 232L146 233L145 235L148 237H146V236L143 237V234H144ZM96 230H97V226H96ZM98 230H100V229H98ZM178 230L180 231V228L177 229L176 231L178 232ZM194 230H192V231H194ZM202 230H204L203 233H202ZM244 230H246V229H244ZM128 231H130V228ZM153 231L155 232V229L150 231L152 233V235H153ZM181 231H183V230H181ZM239 231L241 233H238ZM246 231H249V230H246ZM79 232H77V233H79ZM198 232H200V231H198ZM198 232H197V234L199 235ZM208 232L209 231H207V233ZM215 232L216 231H214V230L210 231V233H213V235ZM221 232H224V233L222 234ZM119 233H117L116 236H118ZM127 233H126V235H127ZM129 233H131V231ZM183 233H185V232H183ZM186 233H188V231ZM228 233H230V234H228ZM175 234L176 233L173 234L174 236H172V238L173 237L175 238L178 236V235L175 236ZM201 234L199 236H197V235L196 236L201 237ZM239 234H241V235H239ZM116 236L114 238L118 239L119 236L118 237H116ZM131 236H132V238H131ZM171 236H169V238H171ZM202 236H204V234ZM225 236H227V237H225ZM71 237H73V238L75 237L74 239L77 238L76 239L77 242H74V239H72ZM120 237H121V235H120ZM153 237H155V235ZM36 238H33V239L35 240ZM114 238H113V240H116ZM125 238L124 239L122 238V239L125 240ZM158 238L156 240L157 243L159 240ZM24 239H28V240H25V242H23ZM61 239L63 241L60 243ZM110 239H112V238H110ZM130 239H132V240H130ZM152 239H154V238H152ZM171 239H170V241H168L169 243H171ZM225 239L226 240L228 239L227 240L228 242H226ZM242 239H243V241H242ZM108 240H109V238H108ZM195 240H196V238H195ZM241 241H242V243H241ZM239 242L241 245H239ZM262 242H263V240H262ZM24 243H25V245H24ZM85 243L84 244L82 243V245L83 246L86 245ZM137 243L140 244L141 248L138 245H137L138 246L137 248H140L141 251L139 250L137 253V257L135 256L136 258H134V255H136L137 249H134L132 251V253H129L128 249L129 248L131 249L132 247H134V244H137ZM197 244H196V246H197ZM78 245H77V248H80L81 246L80 245L78 246ZM59 246H61V247H59ZM86 246L88 248L91 245L89 243ZM102 246H104V244L101 245V247ZM104 247H103V249H104ZM64 248H66V247H64ZM259 248H260V246H259ZM42 251H44V252H42ZM55 251L56 252H53V256L51 258L53 259L54 264H58L61 261L59 259L60 255L58 254L60 251H58V250H55ZM67 251H68V249H67ZM236 252L238 253V250ZM236 252L234 253L235 255L237 254ZM251 252H252V250H251ZM256 252L254 254H257ZM224 253H225V251L223 252L222 256L224 255ZM239 253H238V255H240ZM10 254L13 255L11 259L9 258ZM191 254H192V256H191ZM258 254H261V253H258ZM226 255H227V257L226 256H224V257L228 258L229 254H226ZM238 255H237V257L241 256V255L240 256H238ZM243 256L240 259L239 258H237V259L241 260L243 258ZM252 256L255 257L254 255H252ZM71 257H72V255L70 256V259L67 257V260L69 259L70 263L71 262L73 263V261H71ZM191 257H192V259H191ZM224 257H222V258H224ZM233 257H234V260L236 261L237 260V259H235L236 256L233 255ZM257 257H255V258H257ZM133 258L135 260L134 263H132L133 261L131 262V259H133ZM232 258L230 257L229 260L231 259V261H232L233 260ZM259 258H260L259 261L262 262V260H261L262 257H259ZM74 259H76V258H74ZM244 259H242V260H244ZM251 259H253V258H250L249 260H251ZM262 259H264V258H262ZM205 260L206 259H204L201 263H204ZM207 260H211V259L209 258ZM219 260L223 261V263H224V260H222L221 258L218 259V261ZM227 260H225L224 264H230L231 263L229 261H228L229 263H227ZM239 260L236 262H239ZM254 260L253 261L251 260L252 261L251 263H250V261L247 262V260H246V263L247 264L248 263L249 264H257L258 260H256V259H254ZM74 261H77V259ZM211 261H213V260H211ZM218 261H213V263L214 262L216 263ZM233 261H232V263H233ZM244 261H240V262H243L242 264H246V263H244ZM193 262H192V264H194ZM219 264H222V263L219 262ZM261 264H263V263H261Z\"/></svg>","mask_w":264,"mask_h":264},{"label":"rangeland","instance_id":"374dc122","mask_svg":"<svg viewBox=\"0 0 264 264\" xmlns=\"http://www.w3.org/2000/svg\"><path fill=\"white\" fill-rule=\"evenodd\" d=\"M134 1L136 2V1H138V0H134ZM166 4H167V5H166ZM168 4H169V3H165V6H164V7L168 6ZM181 11H182V14H184V13H183L184 10L181 9ZM181 11H180V13H181ZM195 13H196V12H195ZM191 17H192V15H190V18H191ZM203 19H204V18H203ZM184 21H185V20H184ZM184 21H183V23H182V22L179 23V21H176V22L173 21V22H174V23H173L172 21H170L169 24L173 23L171 26H170L169 24H168L169 26H168V25H165L166 27H164V25L162 26V27H163V30H165L166 32H165V31L162 32V34L164 35V42L161 41V45H159L161 50L159 49L160 51H158L157 54L159 53L160 55H162V54L164 53L163 51H165V53H164L162 56L159 55L160 58H161V57L164 58L165 56H166V58H167L168 55H169L168 57H171V58H172V56H170V54L173 55V56L175 57L176 55H178V52L180 51V49L182 48V46L184 47L183 44H185V46L190 45L191 42H192V40H193V39H196L197 37H199L198 35H200V34L202 33L201 29H199V28L197 27V24L199 25L200 22H199V21L197 22L196 20H194V22L196 21V23H195V24H196V27H195V25L193 26L194 29H195V28H198V30H200V31H198V30H193V28H191L194 32H192V31L190 30L189 33H188V31H187V33H186V34H188L189 36H190V33H192V34H191L192 36H190V38H189V36H188V38H187V40H189V41L191 40V41L188 42V41L186 40V41H187V42H186V41L184 40L183 42L180 43V44H182V45L178 44L179 48H177L178 46H173L174 48L172 47V49L169 50L168 47L170 48V45H169L170 43H169L168 40L165 39V38H168V37H170V36H172V35H176V34L178 33V31L181 30V29L184 30V28H185L186 30H188L189 28L187 29V27L184 25ZM175 23H177V24H175ZM174 24H175V26L178 25V24L183 25V26L178 25V28H177L178 30H176L175 28H176L177 26L174 27ZM143 25H144V26H138V25H137V28H139V31H140L141 29L144 30L146 27H148V25H147L146 27H145V24H143ZM167 26H168V27H167ZM172 26H173V27H172ZM164 28H165V29H164ZM170 28H173V29H175V30H170ZM166 29H167V30H166ZM141 31H142V30H141ZM169 31H170V32H174V31H175V32H174L175 34L172 33V35H170L171 33H170ZM197 31H198V33H196ZM167 32H169V34H168ZM181 32H182V30L180 31V34H183V32H182V33H181ZM199 32H200V33H199ZM194 33H195L196 35L198 34L196 38H195L196 35H195ZM160 34H161V33H160ZM160 34H159V35H160ZM258 34H261V33L258 31V33L256 32V34H253V35L251 34L252 36L250 35V37H249V39L251 38V39H250V42L248 41L247 43H250V44H251V41H253L252 39H254V38L256 37L255 35L258 36ZM177 35H179V33H178ZM193 35H194V37H193ZM160 36H162V35H160ZM166 36H167V37H166ZM179 36H180V35H179ZM191 37H192V38H191ZM262 37H264V35H262ZM165 40H167V41H165ZM167 42H168V43H167ZM261 42H262V43H260V44H258V43H257V45L255 44L256 46H253V45H252L253 47H252L250 44H247V43H246L248 46L250 45V46H249L250 48L247 47V49H246V51H245L246 53H245V52H244L245 54L243 53V57H245V55H246V57L243 59V60H244V63H247V64H242V63L239 62V61L242 60L243 57H241V58L238 57V59H237V57H236V58L233 57V62H234V63H238V62H239V64H240V68L237 69V71H238V72L236 73L237 76H236V75H235V76H236V77H238V75H239L240 77L243 76V77H245L246 79H247V77H249V81L253 84L252 86H254V83H256V85L259 86V87H256V85H255L254 87H251V84H250L249 87H248V88H249L248 93L250 92V94H253V93L255 92V89L259 90L258 88H260V87H261L262 91H264V89L262 88V86H263V84H264V83H263V81H264V41H261ZM162 43H166V45H167V44H168V45L165 46V44H162ZM188 43H189V44H188ZM252 43H253V42H252ZM159 44H160V43H159ZM246 44H245V46H246ZM205 46L207 47V45H205ZM205 46H204V45L202 46V47L204 48V50L206 49ZM162 47H163V49H162ZM165 47H166V49H165ZM176 48H177V51H178V52H176V55H175V52L173 53V51H176V50H175ZM261 48H263V50H262ZM164 49H165V50H164ZM173 49H174V50H173ZM162 50H163V51H162ZM188 50L190 51V54H191V53H192L191 49L187 48V51H188ZM75 51H76V53H74ZM138 51H139V53H138ZM138 51L136 52V54H141V55H138L137 58H138V57L140 58V57L142 56V59H141V58H140V59H139V58H138V59L136 58V61H134V62L136 63V64H135V70H138V69H139L140 64H138V63H140V61H142V60H143V57H144V56L142 55L143 52H141L140 50H138ZM187 51L185 50V53H186L185 57L188 59V57L190 58V56H189V55L187 56V54L189 53V52H187ZM71 52H72L71 55L69 54V57H70V58H72V57H74V56H77V54H78L77 52H79V51H78V49L75 48V49H72ZM140 52H141V53H140ZM162 52H163V53H162ZM171 52H172L173 54H172ZM199 52H200V51H199ZM199 52H198V53H199ZM203 52H204V54H203ZM205 52H207V53L210 54L211 51H210V50L208 51V49H207L206 51H202V50H201V52L199 53V55L205 56V55L207 54V53H205ZM69 53H70V52H69ZM169 53H170V54H169ZM201 53H202V54H201ZM72 54H73V55H72ZM157 54H156V55H157ZM167 54H168V55H167ZM88 55H89V56H87V57H90L91 54H88ZM120 56H121V55H119V57H120ZM207 56H209V55H207ZM207 56H206V57H207ZM257 56H258V57H257ZM166 58L163 59L164 64H159V62H160V63L162 62V61H161L162 59H160V61L157 62L158 65H159L160 67L157 65V63H156V64L154 63V65H153V63H152L151 66L153 67L152 69L155 70V72H151V73H149V74H153V75H155V74H157L158 72H160V73H162V74H165V75L169 72V75H170V76L173 74L172 76H174V78H176V80H172V79H174L172 76L169 77V78H170V85H169V86L173 85L174 88H175V85H177V84L180 85V84L182 83V81H183V83H185L184 80H182V74H181V73H183V70H181V69H182V68L184 69V67H182V66H184L183 62L181 61V63H179L180 66L176 64V70H177V71H176V72L174 71V72L177 73V74L173 73V71H172L171 74H170V71H171V70L168 69V68H164V67L166 66V61H167V59H168V58H167V59H166ZM234 58H235L237 61H234V60H235ZM110 59H112V60H110ZM150 59H151V58H150ZM150 59L147 58V60L151 61L152 59H151V60H150ZM56 60L58 61V59H54V61H56ZM109 60H110L111 62H112V61H115L113 58H109ZM118 60H121V59L119 58ZM188 60H190V62H191V58L188 59ZM221 60H222V61H221ZM221 60H220L221 63H222V62L224 63V62L227 61V60L224 61V59H221ZM243 60H242V62H243ZM245 60H246V61H245ZM54 61H53V62H54ZM116 61H117V60H116ZM220 61H219V63H220ZM59 62H60V61H59ZM87 62H89V59L87 60ZM87 62H85V65H83L84 67H83V66H82V67H81V66H80V67H75L73 70L70 68V67H71V64H70V63H69L67 66L62 65L61 62H60V63L57 62L56 64H54V63H55V62H54V63H52V64H54V65L60 64L59 66H61V71H65V73H66L67 75H70V74H72L73 72H77L78 74H82L83 77H85V74H84V73H85L86 69L89 68V67H91V65H92L91 61H90L91 65H90V63H87ZM152 62H154V61L152 60ZM163 62H162V63H163ZM255 62H256V64H255ZM119 63H120V62H119ZM219 63H218V64H219ZM239 64H237V65L239 66ZM54 65H51V67L54 66ZM86 65H87V66H86ZM89 65H90V66H89ZM118 65H119V67L117 66V68H118L119 70L117 69V70L112 74V76H111L112 81H113L114 78H118V77H117L118 75L120 76V74H118V73H120L119 71L122 70V69L124 68V66H122L123 63H122V64H118ZM156 65H157V66H156ZM163 65H164V66H163ZM181 65H182V66H181ZM219 65H221V64H219ZM242 65H243V66L245 65L246 67H245V66L243 67ZM136 66H138V67L136 68ZM241 66H242V68H241ZM49 67H50V66H49ZM49 67H48V69H49ZM51 67H50V68H51ZM86 67H87V68H86ZM122 67H123V68H122ZM121 68H122V69H121ZM178 68H179V69H178ZM243 68H246L247 71H246V69H243ZM51 69H53V67H52ZM164 69H165V70L167 69V70L165 71ZM241 69H242V70H241ZM11 70H12V66L10 65V63L5 64L4 72L7 73V72H10ZM49 70H50V69H49ZM135 70H134V71H135ZM153 70H152V71H153ZM156 70H157V71H156ZM180 70H181V72H180ZM201 70H202V69H201ZM201 70L198 72V74H196V76L194 75V77H196V78H193L194 80H193L192 78H190V80H189V82H190L189 85H188L187 83H185V84H187L188 86L184 84L185 87H189L190 90H192V89H193V90H194V89L197 90V89H198V87H197V86H199V85H198V84H199L198 79H199V77H200L199 74H200ZM243 70H245L244 72H245V74H246L247 76L244 75ZM134 71L132 70V71L130 72V74H129V76L132 77V79H133V76H131V75H134V73H135ZM164 71H165V72H164ZM116 72H117V73H116ZM206 72L209 73V75H208V74H207V75L210 76V81H209L210 83H209V85H208L210 89H209V88L207 89V87H205L207 90H206L205 88H203V89H205V92H207V91H209V90H210V91L213 90L212 93H214L215 91H217L216 84H215V85H214V84H211V82L213 83L216 79H218V78H217L218 75H217V74L215 75V72H214V71H206ZM206 72H205V73H206ZM211 72H214V73L212 74ZM241 72H242V73H241ZM246 72H247V73H246ZM131 73H133V74H131ZM149 74L146 75L147 80L144 79L146 82H147V81H150V79H152V77H154V76L149 75ZM0 75H1V72H0ZM115 75H116V77H114ZM169 75H167V76H169ZM180 75H181V76H180ZM213 75H215V76H217V77H215V76H213ZM129 76H128V78H129ZM148 76H150L151 78H149ZM144 77H145V76H144ZM178 77H179V78H178ZM236 77L233 76L230 80H227L228 83L225 81V85L228 84L227 87H228V88H231V87H230V86H232L231 81H232L234 78H236ZM128 78H127V79H128ZM180 78H181V79H180ZM215 78H216V79H215ZM17 79H18L17 76H15V77L10 78L9 80L5 81V84H3V83H1L2 81H1V78H0V85L2 84V85L0 86V129H2V126H3L2 123H1L2 121L4 122V123H3L4 125H8V126H9V127L7 126V127H8L7 130H6V128H5L6 132H4V134L2 133V134H0V135H2L3 137H7V138H9V139L11 140L12 143H13V142H21V141H22V142H25V141L28 140L29 143L32 144V143H33V140H31V139L37 137V136L40 134V132H41V135H43V136H45V135L47 134V136H49V139H47L48 137L46 138V136H45V141H47V142H46L47 145H46V143H44V144L46 145V147H47L48 149H50V150H51V149L54 150V149H56V148H59V149H56L57 151L59 150V152L56 151V152H54V154H52V155L55 156V157H52V156L50 155L51 158H53V159L61 158L62 160L60 159L59 162H60L62 165L60 164V167H63V166H65V165H68L69 163L72 162L71 159H69V158H70V156H72V154H73V152H74V151H71V150H72L71 148H72V146H73V142H72L71 139H70V140H69V139H64V140L61 139V140H60L58 137H57V142H56V137H55L54 133H58V131L60 132V130H61V131H62V132H60L61 134L59 133V135H60V137H61L62 134H66L67 132L72 131L74 127H73L72 124H71V126H70V123H72L71 121L76 120V118H78V117H79V118H81V117L85 118V117H86L87 119L90 118L91 113H92V111H93V110H91V109H93V108H88V109L86 110V108H79V107H77V106H78L77 103H78V100H79V99L76 98L77 95H76V93H74V91H73L74 89L71 88V89H72V90H71L69 87H68V88L65 87V90H64V89H62L63 91L60 90V91H61L60 93L55 92V95H54V96H55V98L57 97L56 99H58V98L61 96V98H59V99H62V98L65 97L66 95H69V92H70V93H74V95H76V97H72V98H71V100H73V101H72L73 103H72V102H71V103L74 104V105H72V104L70 103V107H71L72 109H74V108L77 107L76 110H74V113H76V114H74L73 116H75V117L72 116V117L70 118V119H71V120H70V123H69V121H68V122L66 123V125H64L65 123L63 124V122H64V121H63V118L65 117V115H64L65 112L61 109V110H59V115H60V118H59V119H60V122H59L58 120H57L56 122H55V121L53 122V119H52V118H53V111L50 110V109L47 110L48 107H49V106L51 105V103L53 102V100L50 99V98H48L46 93H48V92H49L50 94L54 93V92H53V88H54V90H55L56 87H55L54 84H52V85H48L47 82H44V81H43V84H42L43 86H42V88L39 87V89H40L41 91H39V89H38V92H39V94L41 95V98H38L39 100H36L35 102H32L31 99H29V101L27 100V102H23L22 100H21V101H19V100L15 101L13 104H17V106L14 105V106H15V110H14V112H13V114H12V117H11L12 119L10 118V120H15V121H13V122H12V121H6V114H7L6 112H7V110H8V109H7L8 106H9V105H8V102L10 103V101H11L10 98H9V96L12 94L13 89H15L17 92H22V89H21V88L19 87V85H18V82H17L18 80H17ZM118 79H119V78H118ZM118 79H114V80H117V81H118ZM130 79H131V78L128 79V80H129L128 83L132 80V79H131V80H130ZM177 79H178V80H177ZM191 79H192V80H191ZM43 80H45V79H43ZM119 80H120V79H119ZM125 80H126V78L123 79L122 81H118V82L115 81V83L117 82V83L123 84V86L126 87L128 83H127V80H126V81H125ZM171 80H172V82H171ZM252 80H253V81H252ZM262 80H263V81H262ZM45 81H46V80H45ZM178 81H179V82H178ZM180 81H181V82H180ZM229 81H230V82H229ZM113 82H114V81H113ZM125 82H126V85H125ZM197 82H198V84H197ZM253 82H254V83H253ZM16 83H17V86H18V87L16 86ZM30 83H31V82H30ZM30 83H29V85H30L29 87L31 88L30 90H32V88H33L32 92H31V93H33V92H34V88H36V84H34V81H33L31 84H30ZM115 83H114V84H115ZM171 83H172V84H171ZM174 83H176V84H174ZM226 83H227V84H226ZM262 83H263V84H262ZM46 84H47V85H46ZM149 84H150V83H147V84L145 83V84H144V86H146V88H147V85H148V88H147L148 90H150V87H151V85H149ZM190 84H191V85H190ZM194 84H195V85H194ZM210 84L212 85V87H210V86H211ZM34 85H35V86H34ZM44 85H46V86H44ZM128 85H129V84H128ZM181 85H182V84H181ZM196 85H197V86H196ZM260 85H261V86H260ZM15 86H16V88H14ZM48 86H49V87H48ZM123 86L120 85V87H123ZM182 86H183V85H182ZM46 87L49 88V91H48V88H46ZM52 87H53V88H52ZM124 87H123V90H125ZM185 87H184V88H185ZM227 87L225 88L226 90H225V89H224V91H223L222 89H221V90H222L223 92L226 91V92H227L226 94H230V93L233 94L232 97H231V95H229V97H230L229 99H231V98H232V99H231V100L228 99V103L231 104L232 100L235 99V98H234V96H235V95H234V94H235V91H232V90L229 89L230 92H228V90H227L228 88H227ZM250 87H251V89H250ZM255 87H256V88H255ZM8 88H9V90H8ZM17 88H18L19 90H17ZM37 88H38V87H37ZM37 88H36V89H37ZM51 88H52V91H50ZM106 88H108V87H105L104 89H106ZM126 88H127V87H126ZM174 88H172V89H174ZM214 88H215V89H214ZM248 88H247V89H248ZM252 88H254V90H252ZM10 89H11V92H9ZM151 89H152V87H151ZM185 89H186V88H185ZM185 89H184V90H185ZM200 89L203 91L202 88H200ZM211 89H212V90H211ZM46 90H47V91H46ZM106 90H107V89H106ZM174 90H175V89H174ZM184 90H183V88H182V89H181L182 92H181V91L178 92V94H179V93H182L183 95L180 94L181 96L178 95V96H176V97H178V98L180 97V99H181L182 96L185 97V98H187L188 96H187V92H186V91H188V92H190V91H189V90H185V91H184ZM193 90H192V93L194 92ZM201 90H200V91H201ZM221 90H220V91H221ZM250 90H251V91H250ZM257 90H256V91H257ZM56 91H57V90H56ZM72 91H73V92H72ZM183 91H184V93H186V94H184ZM262 91H260L261 93H260V97H259V99H258V98L256 99L257 102H256V100H254V102H256V103H252V104H255V107H254V105L251 104V101H253V100L248 99V100H249V101H248V105H246V108L243 109V110H244V113L246 112V114H244L243 111H242V109L240 110L238 106H237L236 108H233L234 105H235L236 103H237V104H240V103L243 101V98H241L242 100H241V99H238V101H240V102H238V101L235 99V101H234L235 104H234L233 106H232L233 102H232L231 106H230L227 102H226V104H227L226 106H227V107L225 106V104L223 105V107H222V108H223V110H222L223 115H222V113L219 114V115H220V116L222 115L221 118H223V116H224V117H225V121H227V122H231L232 126H229L230 123L228 124L227 122H224V121L221 122V123H218V124H220L219 126H217L216 123H215V124H216V125H215L214 123L211 122V124H213V126H211V124L209 123L210 126H209V124H208V127H207V125H206V128H207V129L204 127L205 125L202 126V127H204L203 129H204L205 131L207 130V131L204 132V133H202V132H203L202 127H201V126H198L199 128H197V130H199V131L201 130V131H202V132L200 131L201 134H202V135L200 136V135H199L200 133H196V132H199V131H197V130L195 129L197 126H196V127H193V126L191 125V127L194 129V134H196V135L192 134V136H193V135H194V136H198L204 144H205V143L207 144L208 139H210L211 136H212V139H215V138L218 139V138L221 137V138H220V139H221L220 142L224 141L223 143H225V141H226L227 139H226V140H225V139L223 140V137H224V138L227 137L228 140H229L231 137H233L234 140H235V137H237V136H236V135H237V134H236V132H237L236 130H238L239 132H240V131L242 132V133L240 132V133L238 134V135L240 136V134H243V132H244L245 130H246V132H244V135H245V133H248V131L252 130L253 128H255V130H256V129H258V128H256L257 126H260V127L262 126V130L259 128L258 130H256V133H257V135L259 136V138H260L261 140L264 141V136H263V135H264V132H263V133L261 132L262 134L260 133V130H261V131H264V129H263V128H264V108H263V107H264V100H263V98H262V96L264 95V92H262ZM58 92H59V90H58ZM122 92H123V91H122ZM172 92H174V91H172ZM251 92H252V93H251ZM1 93H2V94L5 93V95L3 94V96H2ZM49 93H48V94H49ZM123 93L125 94V91H124ZM138 93H139V92H138ZM138 93H137V94H138ZM174 93H175V92H174ZM192 93H191V95H190V93H188L190 97H189V99H188V98H187V99H188L189 101H191L193 97H194V98H195V97L197 98V94H195V95H196V96H195V95H192ZM208 93L211 94V92H208ZM172 94H173V93H172ZM74 95L71 94L70 96H74ZM139 95H140V94H139ZM174 95H175V94H173V96H171V95L168 96L167 98H165V99H167V100H164V101H170V100L172 99V97H174ZM184 95H186L187 97L184 96ZM62 96H63V97H62ZM123 96H125V95H123ZM46 97H47L48 99H46ZM106 97L108 98L107 95H106ZM106 97H105L104 95H103V97H101V102H100V103H102V102H103L102 99H104V104H103V103H102L103 105L100 104V105H102V106H101V107L99 106L100 109L97 108L98 110L101 111L102 108H103L102 111H106V110H108V107H109L110 104L107 103V102H108V101H107L108 99H107ZM141 97H142V96H141ZM141 97L137 96V99H139L140 101L137 100V99H136V101H139V102H138V104H139V103H141L142 100H143L144 103L142 102L141 104H139V106H140V105L142 106V104H143L144 106H142V107L144 108V111H143V109H142V111L148 115V112H149L150 110L148 111V108H147V107L150 108V107H151V104L148 103L147 106H146L144 97H142V98H141ZM176 97H175V98H176ZM105 98H106V99H105ZM125 98L127 99L126 96L123 97V99H122L123 102L125 101ZM168 98H169V100H168ZM196 98H195V99H196ZM77 99H78V100H77ZM176 99H177V98H176ZM9 100H10V101H9ZM74 100H76V103H74ZM193 100H194V99H193ZM106 101H107V102H106ZM18 102H19V104H18ZM29 102H30V103H29ZM31 102H32V104H31ZM49 102H50V103H49ZM105 102L108 104V106L105 104ZM123 102H122V104H123ZM22 103H24V104H22ZM26 103L28 104L27 108H26ZM33 103H34V105H33ZM35 103H36L37 105H39V107H40V105H41L42 107L39 108L38 106H36ZM45 103H46L47 105H44ZM258 103H259V104H258ZM13 104H12V107H13ZM49 104H50V105H49ZM122 104H120L118 107H115V108L113 107V108H111V109H113V110L115 111V109L118 108V109H116V110H117L116 112H119V113H120L121 110L124 111L123 108H121V107H124ZM207 104H209V101H207ZM237 104H236V105H237ZM7 105H8V106H7ZM21 105H22V106H21ZM29 105H30V107H31V105H33V106L31 107L33 110L29 107ZM48 105H49V106H48ZM148 105H149V106H148ZM257 105H259L258 107H260V108H258ZM20 106H21V107H20ZM60 106H61V104L58 105L57 107L59 108ZM73 106H76V107L73 108ZM104 106H105V108H104ZM106 106H107V107H106ZM145 106H146V107H145ZM211 106H212V105H211ZM228 106L232 107V110H234V111H232V110L230 109V107H229V109H228L229 112H227L228 110H226V108H228ZM24 107H25V111L27 110L26 115L28 114V115H27V116H28V119H36L37 122H38V124H35V125H38V126H35L34 124H33V125H31V124H30V125H25L26 121L24 122V120L21 118L22 116H20V113H21L20 110H21V108H24ZM28 107H29L32 111H31ZM110 107H112V106L110 105ZM110 107H109V108H110ZM178 107H180V106H176V108L174 107L173 109H172V108H169L170 110L168 109V110H169V111H167L168 113L165 112V113L169 114V116H168L167 114H164V118H166V119L171 118L170 120H171V122H172L174 117H178V116L184 117V116H185V112H184V110H181L182 107H181V108H178ZM252 107H254L253 110H256V112H257V109H259V110L261 109V110H260L261 113H260L259 111H258L257 113H256V112H255V113H252V112H253L252 109L250 110V112L252 111L251 113L249 112V110H248V111H245L247 108L250 109V108H252ZM256 107H257V109H255ZM34 108H35V109H34ZM46 108H47V109H46ZM78 108L81 109V110H79ZM106 108H107V109H106ZM119 108H120V109H119ZM19 109H20V110H19ZM28 109H29L31 112H33V113L30 112V114H29V110H28ZM83 109H84V111H83ZM89 109H90V110H89ZM150 109H151V108H150ZM174 109H175V110H174ZM177 109L180 110L179 113H177V112H178ZM183 109L186 110V107H183ZM237 109H238V110H237ZM171 110H172V111H171ZM214 110H215V112L218 111V110H217V107H216V108L214 107ZM224 110H226V111H224ZM230 110H231V112H230ZM262 110H263V111H262ZM5 111H6V112H5ZM80 111H83L84 113H81V115H80ZM122 111H121V113H122ZM139 111H140V110H139ZM139 111H138V112L136 111V112L140 114L141 117L139 116V117H140L139 119L142 120V119L144 118L143 116H144V115L146 116V114L143 115V112L141 111V113H140ZM173 111L175 112V115H176V113H177L176 116L173 114V113H174ZM239 111H240V112H239ZM241 111H242V112H241ZM1 112H2V113H1ZM60 112H61V113H60ZM86 112H87V113L91 112V113H89V114L87 115ZM171 112H172V113H171ZM183 112H184V114H183L184 116H182V113H183ZM225 112H227V113H225ZM236 112H237V113H240V115H238ZM14 113H15V114H14ZM170 113H171L172 115H174V116L172 117ZM180 113H181V114H180ZM232 113H236V114L233 115ZM241 113H242V114H241ZM248 113H249L251 116L248 115ZM258 113H260V114L258 115ZM262 113H263V114H262ZM82 114H83V115H82ZM125 114H126V115H125ZM125 114H124L125 116H123L124 118L122 117L123 120H124V119H125V120H126V119H129V118L131 117V114H130V116H129V114L126 113V112H125ZM141 114H142L143 116H142ZM179 114H180V115H179ZM225 114H228V115H227V116H228V119L231 117V119L234 118V120H232V121H231L230 119L227 120V116H226ZM229 114H230V116H229ZM255 114L258 115V116H256V118H254V117H255ZM14 115H15V116H14ZM30 115H31L32 117H31ZM36 115H37V116H36ZM79 115H80V116H79ZM122 115H123V114H121V116H122ZM165 115H166L167 117H166ZM231 115H232V116H231ZM237 115H238L239 117H238ZM241 115H242V116H241ZM243 115H244V118H245V115H248V116H247V120H249V122L246 120V122L243 124V125L246 124V125L244 126L245 128H244L243 126H241V127H243V128L240 130L241 127H240V128H237V127L240 126V124H238L239 122H236V123H235V121H239V120L242 121V120H243ZM253 115H254V116H253ZM34 116H35V117H34ZM41 116H43V118H42ZM127 116H128V117H127ZM236 116H237V117H236ZM249 116H250V119H251V120L253 119L252 122L250 121V119H248ZM14 117H15L16 119H13ZM29 117H30V118H29ZM44 117H45V119H44ZM168 117H169V118H168ZM235 117H236L237 119H236ZM240 117H241V118H240ZM251 117H252V118H251ZM20 118H21V121H23V123H24V124H22L21 126L25 125L24 127H21V126H20V124H21V122H20ZM39 118H40V119H39ZM86 118H85V119H86ZM41 119H42V121L39 122L38 120H41ZM61 119H62V121H61ZM92 119H93V118H92ZM93 120H94V119H93ZM93 120H92V121H93ZM223 120H224V118H223ZM43 121H45L46 123L43 122ZM6 122H9V124H8V123L6 124ZM18 122H19V123H18ZM37 122H36V123H37ZM52 122H53V123H52ZM174 122H176V121L174 120ZM222 123H223V124L225 123V124L223 125ZM234 123L237 124L238 126L235 125ZM247 123H248V124H247ZM250 123H251V124H250ZM17 124H18V126H20V128H15V126H16ZM231 124H230V125H231ZM254 124H256V127L254 126ZM55 125H56V126H55ZM168 125H169V124H168ZM173 125H175V126L173 127ZM173 125L170 124L169 128L172 126L174 129H175V128H176V129L173 130V128L171 127L170 130H173V134H170V135H171V137H172V136L175 134L174 136H175V138H177V140H178V139H179V137H178V131H180V130H177V128L180 129V128H179L180 126L178 125V126H179V127H178L176 124H173ZM221 125H223V126H221ZM33 126H34V127H33ZM62 126H63V127H62ZM176 126H177V127H176ZM246 126H247V127H246ZM248 126H249L251 129H249ZM252 126H254V127L252 128ZM32 127L35 128V129L37 130V132L35 133V135H30V133H31L30 131H31V128H32ZM61 127H62V128L65 127V129H64L65 131H64ZM163 127H164V126H162V128H163ZM166 127H167V125H166ZM189 127H190V126H187V128H185V130L187 129V131H188L189 129H191V131L189 130V132H192V131H193L192 128H191V127L189 128ZM200 127H201V128H200ZM219 127H221V128H219ZM226 127H227V131H228L229 129H231V128H232V130H229L228 132H226ZM233 127H234V128H233ZM40 128H41V129H40ZM54 128H56V129H60V130H58V131H57L56 129H55V130H51V129H54ZM167 128H168V127H167ZM167 128L164 127L163 130H165V129H167ZM217 128L220 129V130H218ZM222 128H223V129L225 128V130H223ZM236 128H237V129H236ZM246 128H247V129H246ZM42 129H43V130H42ZM44 129H45V130H44ZM221 129H222L223 131H225V132H222ZM235 129H236V130H235ZM39 130H41V131H39ZM48 130H51V132L48 131ZM69 130H70V131H69ZM176 130H177V131H176ZM214 130H215V131H214ZM216 130H217V135L215 134V133H216ZM243 130H244V131H243ZM38 131H39V132H38ZM43 131H44V132H43ZM165 131H166V132H165ZM165 131H164V133H165V135H166V137H167V133H168L169 129H167V130H165ZM212 131H214L215 133H213ZM219 131H221V132H219ZM232 131H233V133H232ZM234 131H236V132H234ZM258 132H259V133H258ZM51 133H52V135L54 136L55 139L53 138V136L51 135ZM192 133H193V132H192ZM219 133H220L222 136H221V135H218ZM222 133H223V134H222ZM230 133H231V134H230ZM234 133H235V135H232V134H234ZM212 134H214V135H212ZM259 134H260V135H259ZM36 135H37V136H36ZM133 135H134V134L130 135V137L132 138V137L135 136V135H134V136H133ZM231 135H232V136H231ZM244 135H241V136H240V140H239V136H238V139L236 138V140H237V145H238V144H241L244 140H248V139H242ZM51 136H52V138H53L54 141L52 140V138L50 139ZM100 136H101V134H100ZM174 136H173V137H174ZM194 136H193V139L196 138V137H194ZM215 136H216V137H215ZM218 136H219V137H218ZM230 136H231V137H230ZM262 136H263V137H262ZM166 137H164L163 139H160L159 144H160L161 142H162V143L164 142V143L161 144V145H162V146L165 145V150L168 149L167 151H171V150H169V149L171 148V146H172L170 142L173 141L174 138L172 137L173 139L171 140V139H170L171 137H170L169 135H168V138H166ZM213 137H214V138H213ZM229 137H230V138H229ZM200 139H199V140H198V139H194V141H199V143L202 145L203 143L200 142ZM231 139H232V138H231ZM241 139H242V142H241ZM50 140L53 141L54 143L51 142ZM175 140H176V139H175ZM232 140H233V139H232ZM234 140H233V141L230 140V142H228V141H226V142H227V144L230 143L231 145H232V143L234 142V143H233V144H234L233 149L236 151V154H237V151L239 150V153H238V154H241V156H240V158H239V155H238V154L236 155V154H235V151H234L233 149L231 150V151H233L232 153H227L228 156H229V154H230V157H232V155L234 154V155H233L234 158L238 157L237 159H238V160H239V159L241 160V158L243 159L244 157H246V158H247V157L252 158V156L248 155L249 152H250L249 154H254V151L257 150L256 152L258 153V148H257V149H256V148H252V147L249 148V145H250V143H248L249 140H248V142H243L244 144H241V145H238V146H237V145L235 146V144H236L235 141H236V140H235V141H234ZM238 140H239V142H238ZM28 141H27V142H28ZM48 141H50V143H49ZM55 142H56V143H55ZM70 142H71V143H70ZM167 142H169V143H167ZM209 142H210V141H209ZM209 142H208V143H209ZM0 143H2V142L0 141ZM29 143H27V145H30ZM166 143H167L168 145H166ZM245 143H246V144H245ZM247 143H248L249 145H248ZM204 144H203V146H204ZM206 144H205V145H206ZM45 145H44V146H45ZM147 145H148V144H147ZM201 145H200V147L202 148ZM245 145H246V147H244ZM143 146H144V145H143ZM143 146L141 147V149H140V151H139V152H141V154H140V153L138 154L137 162H138V165H139V164H141V161H140L139 159L142 160V163H143V164L139 165V167L141 168V169H140V170H141V173H142V171H144V172H143V174H144V173H146V171H147V173H146V176H147V177H146V178H147V182H149V183L151 184L152 188H154V186H156L157 183H158V184H160V182H161V184H163V183H162V178H161V176H159L160 178L157 176V178H159L160 181H159V179H157V178H154V179H157V180L154 181V180L152 179V177H151V176H152L151 174H153V173L150 172L151 170H149L150 168L148 167L147 161H146V162L144 161V160H146V155H147V153H146V155H145V151L148 152V150H146V147H148L149 150L152 148V150H151L150 152H154V155H155V156L157 155V158H159L158 156L160 155V153L157 154L158 152L156 151V147H155V146H154L155 148H153V144H149L148 146L145 145V146H146V147L144 146L145 148H144ZM150 146H151V147H150ZM239 146H241V147H239ZM119 147H120V146H119ZM119 147H118V148H119ZM149 147H150V148H149ZM168 147H169V148H168ZM188 147H190V148H192V149L194 150V151H193V150L191 151V149L189 148V150L192 152L191 156L189 157L191 161H189L190 164H187V163H186L187 166H188V165H191L192 168H191V166H188V167H187V166L184 165V166H182L181 168L176 169L177 171L180 170V173H179V171L177 172L176 170H175L176 173H175L174 171H173L174 173H171V171H172V170H171L170 173H169L168 175H169L170 180H171V177H172V179H173L175 182H174V184H173V180L170 181L169 179H168L167 182L170 183L172 186L175 185V183H176L177 186H179V187H177V186L175 185V186L173 187L174 193H176L175 191L177 190V191H178L177 194H178L180 191L183 190L184 186H187V185L190 183L189 181L186 182V179H187V180H188V179L190 180V179H191V176H193V175L188 176V175L191 174L190 172H193V171H194L193 174L196 175L195 173L198 171L199 174L197 173L196 176H198V177L200 176V177H199V178H198V177L195 178V177H196V176H195V177H192V179L190 180V181H192V180L194 181V180H195L194 182L192 181V185H190L191 183L189 184V186H191L192 188H190L189 186H187V187H189V191H187V192H188V195H189V194H191V195L193 194L192 197H193V198L195 197V198L193 199V198L191 197V195L188 196V195L186 194L185 191H182V193L180 192L181 194L179 193L178 196H177V197H180V195H181V197H180L181 199L178 198V199H180V201L183 199V197H184V198H185V197H189V198L191 197V198H190L191 200L188 198V201L190 200V203H187V202H188V201H186L187 198L184 199V201H183V200L181 201V202H182V205H183V208L188 209V208L193 207V206L196 205V206H195L196 208H195V207H193V208L196 209V210H198V212L195 210L196 213H194V216H195V217H198V216H199V218H202L201 216H203V217L206 219V220H205V219L203 218V219H204V222H206V221H210V219H208V218H211L212 216H213V217H219V216H220L219 214L222 213V212H224V213L226 214L225 211L227 210L228 213H229V214L227 213V214H228V219H229V220L226 219V218H227V215H226V218H225V219L227 220V223H224V222L226 221L225 219H224V220H221V219L224 218L223 215L220 216V217H221L220 220L223 221V222H221V221L219 220V218H216V219L214 218V223H213V220H212L213 217H212V219H211L210 222H212V226H213V227L215 226L214 229H213V227L210 226V223H209V222H208L209 224H208V226H207V227L209 228V229H208V228L206 227V225H207L206 223H207V222L204 223V222L202 221L203 224H199L198 227H196L195 230H194L193 227H195V226H190V227H189V225H188V224H189V222H188L189 220H190V224H192V223H191V220H192L191 218H192V217L189 216V215H185V214H183V215H181L180 217H175V218L178 219V220L182 219L180 222H181V223L183 222L182 224H183L184 226H185V225L188 226V229L190 228L189 230H187L188 233H186L187 231H186V229H184L185 227L182 225V226H183V229H182V226L180 225V222L178 221L179 223H177V222H176L177 220L175 219V220H176V221H175L174 218H172L174 221H170L169 219L167 220V218H166V220H165L166 227H165V228H163V227H158V228L156 229V226H153V227H155V228H152V226H149V227L151 228V229H150V228L147 226L148 223L145 222V225H144V224H143L144 221L142 220V219H144V213H145L144 210H147V208H146L144 205H142V206H141V205L137 206L138 204L135 205V203H137L135 197H133V198H132V197L129 198V199H128L129 201H127V203L129 202L128 204H130V205L132 204V206H134V207L137 206L138 209H139V207H141V208H140V211H138V213L142 211L141 209H143V211L141 212V214L139 213L140 215L137 214V216H138L137 219H138V218H139V219L137 220V219L134 218L136 221H135V220H133V221L130 220L131 215H130V217H129V214H132L133 210L131 209V212H130V208H129L130 205H126V206H124V204H123V199H122V198L117 199V200H119V202L116 201L117 204H116L115 202H114V203H115V204H114V203H112V202L110 201V200H111V198H110L111 195H112V194H116V186H115L116 184L112 183L113 180L115 179L114 177H116V175L111 177L112 182H111V180H110V183H109V181L107 180V178H106V180H104L105 178L103 177V174H104V176L106 177L105 172H104L103 174H99V175H97L96 178H97L98 181H97V183H96V182H95L96 180L94 181V179H92V178H90V177L88 176L89 174H86L87 177H89V179H91V181H90L89 179H86L87 177H85V180H84L83 183H82V181L79 180V179H81L80 177H81V173H82V172H81V170H79V168H76V169H75L76 174L73 173L72 175H74V176L71 175V176H72V177H71V180H67V181L64 180V182H66L65 185H66L68 188L64 186V187L62 188V190H60L61 193L58 192V196H57V197L59 198V199H58V202H59L58 205H59V206H60V205H63V206H64V204H68V203L71 201L70 198H73L74 200H77V197H78V200H80L82 197H84V198L86 199L85 196H90L91 198L95 199L94 197L96 196V199H99V197H100V199H102L103 201H105V204L108 202L109 205L107 204V205L104 206V208H102L104 211H105V209H107L106 211H108V212H107L108 214H107L106 212H105V213H106V215L108 216V218H109L110 215L113 214V213L111 214V212H115V213L117 214V216H118V215L121 216L120 219H119V216H118V219H117V216H115V215L113 216V215H112V217H114V218H109V221H108V224H107V227H108L107 230L105 229L106 231H104V230L102 231L100 227H101V223H102V219H101V218H103V217L98 216V215H100V214H97V213H100L99 211L102 210V209H101V208L98 209V207H96V208L98 209V211H97V209H94V207H90V206L87 207L88 204H87V205H86V204H82L83 206H85V207L82 206L83 208H85V209H86V208H88V209L90 208V209H91V210L89 209V211H88V209H86V210L88 211V212H87L88 214H89V213H90L91 215H92V214H96V215H93V216H96V218H97L96 221H94V220H95V217H93V216H91V215L89 214V216L92 217L91 219H92L93 221L91 220V221H92V225H91V224H87V226H86V223H87L86 221H88V219H86V218H87L88 214H87V215L85 214V213H86V210H85V212H84V210H82L81 205L78 204L79 202H78V203H74V200H73L71 203H69V205L71 204L70 206H69V205H65V208H66V207H67V208H66L65 211H63V212H62V210H61L62 213H60V211L55 212V211H53V210L49 211L50 209L47 210V208H48L51 204L54 203V202L52 201V200L54 199V198H53V197H54V196H53L54 194L52 195V192H53L52 186H53V184H51V183H52V181L55 180V179H53L54 177L50 178V177L52 176L51 173L48 175V174H45V172H43L44 170L42 171V169H44V167H43V162H42V161H43L44 159H46L47 156H45V155H43V157L41 156L42 158H44V159H42V158L39 156L38 153H37V154H36V153L34 154V153H32V151H31V153H30V151H29L28 153H27V152L25 153V155H24L25 159H26V157L28 156L27 154H29V157H31L32 154H34L35 157L38 158V159H37V158H34V160H35V159H36V160H35V161L32 160L33 162H31L32 164H30L29 167L32 168V172L34 173L35 178H36L37 175L40 176L38 179L42 178L44 175L47 176V177L45 176L46 180L44 179V177H43V179H44L45 185H47L48 187L46 186L47 188H42V190H40V188L37 189L38 187H36V188H34L35 191H34L33 189H32L31 191H29V193H28L29 196H28V195L25 196V197H27L26 199L29 200V201L26 200L25 203H24L23 205H21L22 207L20 206L19 210L27 211L28 208L30 209V208H31V205L33 206V204L35 203L34 200L37 199L39 193H40L39 196H41L40 200H42L43 203L45 202V203H46V206H47V204H50V205L47 206L46 210H44V211H42V212L34 213V216H35V217H41V218L39 219V221L36 220V221L32 222L31 224L28 223V224L25 225V227L23 226L24 228H23L21 225H19V228H20V227L23 228L22 230L19 231V233L24 232V230H29L30 227H32V228H34V227L36 228V227H37V228L35 229V233L38 235L39 230H41L40 227H42V226H40V225H43V224L45 223L47 231H46V229L44 230V231H46L44 237H41V238H40V237H37V236H36L37 238H36V237H33V238H36L35 240H34L33 238H31L28 242L26 241V242H27L26 245H30V244L34 245V244H33L34 241H35L34 243H36L38 239L41 240L42 238H43V239L41 240V242H43V241L46 242L45 244H44V242H43V244H44V246H45V252L42 251V252H44V254L42 253V254H43V259H44V260H43V264H45V263H46V264H54L53 259L51 258V257L53 256V252H56L55 250H58V251L61 250V248H59V247H61V246H59V247H58L59 249H57V246H58V245H61V244H58L59 242H55V244L53 243V246H51V245L49 244V242H48V239H49V236H48V235H49V231H50V229L53 227V226L51 225V223H52V219H53L54 215L57 214L58 212H59L61 215H59V216H60L59 219L53 221V223L55 222L57 225H55V223H54V225H55L56 227L60 228V230H62V229H61V227H62L61 225H63L62 222L64 221V219L66 220V219H67L66 217L68 216L69 219L73 218V219H71V222H70V220H69V222H70V227H71L72 229L76 228V229H74V230L76 231L75 234H80V232H81V234H82V236H83L84 239H85V237L88 238V236H89L92 232H94L95 236H97L96 238L102 237V236L104 235V234H102V233H104V232H105V233L108 232V236H109V237L107 236V237L109 238V240H108L107 237H105L106 240H105V242L102 243V244L100 243V241L104 238V236H103L102 238L98 239V240L92 238L90 242H87V241H89V240H86V241L82 242L83 244L86 242V243H85L86 245H88V244L90 243L91 246H89L88 248H87L86 245L83 246L82 243H77V244H75L76 246H73V245H72V246H69L70 248H68L67 246H62L63 249L58 253V254L60 255V256H59V257H60L59 259L61 260L60 263H58V264H79V263L82 262V260H80V259H81L80 257L77 258V257H76L77 254H74V253H76V251L78 252L79 250H87V249L90 250L91 248H92L91 251H95V250L98 251L96 248L93 249L96 245L99 246V247L97 246V247L99 248V252H103L104 250H107V249H105V248H108V247H106V245H107L108 243H111V242H114V241H115L116 243H118V244L120 243L119 245H125V244H128L129 238L126 239V238L123 237V236L125 235L126 237H127V236L130 237V235H133V231H135L134 235H136V233H137L136 231L139 230L137 235H138V237H140V236L142 237V229H143L144 227L147 228V229L149 228V231L143 229V231H144L143 237L146 236V235H145V234H146V233H145L146 231L149 233L151 230H154V229H155V232H156V233L153 231V235H152V233L150 232V233H151V234L149 233L150 235L147 233V235H148L149 237L146 236V237H148V238L152 241V244H155V243H156V244H159V243L161 242V241H160V240L162 239L161 237H164V235H165V234H164L165 229H166V230H169L170 227H171V228L174 227V229L177 228V227H178L177 229L180 228V231H181V230H183V231L180 232V231L178 230V232H177V231H176L177 229H175L174 231H173V229H172V236H174V235H173L174 233H176L175 236L178 235V236L175 237V238L173 237L174 239L172 238L171 234H169L171 231H169V232H168V231H165V233H168V235L171 236L172 239L169 238V236H168V238L166 237V239H168V240H167V243H166V241L164 240L165 238H164V239L162 240V241L164 242V245H166V246H169V245H170V246H171V244H173L172 246L175 245L176 247H178V246H179L178 242H180V244H181L180 246H182L183 244L186 245V243H188V241H189L191 244L193 243V245H194V247H191V245L188 243V244L190 245L189 248H191L190 250H195V251H191V252H192L193 255H195V257H197V260H199L200 257H203V258H204L205 255L203 256L204 252H201V251H200V252H201V253H200V252H199V249H197L196 247L200 248V247H203V245H204L205 247H207V246L210 245V242H211L212 239H213L214 242H211V245H213L214 243H217V244H218V247L221 246V247H220L221 250L219 251V253L221 252V253H220L221 255L218 254V259L221 258L222 260H224V263H225V260L228 259V260H227V263L231 262L230 264H234V263H235L236 261H238L243 255H244V256H243L242 259H244L246 253H244L243 255L241 254V253H243V251H242L241 253H239V252L242 250V249H241V250L239 251V249L242 248V246H240V247L238 246L237 248H236V247L234 248V249H236V250H234V253L238 250V253L241 255V256L238 255L237 252H236V253H237L236 255H235L234 253H232L234 256H236L235 259L239 258V259H237V260L235 261L233 255L230 254V248H228V250H227V248H226V250H225V248L223 249L224 246L227 247L228 243L226 244L225 241H224V238H223V239H222L223 241L220 239L221 242H223V245H222L221 243H220V245H219V243H218V238H217V240H215V239H216L215 236L218 235V234H216V233H218V231H220V230L222 231V229H223L224 232L231 230V229H227V228H229V226H228V222H229V223L231 222V220H230L231 218H229V217H230V216H233L234 214H236V211H235V209H234V207H233V204H232V197H231L230 194H229V188H230V193H231V191H233V190H231L232 186H233L234 184H236V185H237V184H240L241 186L238 185V186H239V189H241V187H242V189L240 190V192L242 191L241 193H245V191H246V192H247L246 194H247V195L250 194V197H251V195L253 194L252 191L255 190V188H256V187H255L256 185H253V183H252V182H254L252 179H253L254 177H255L254 179H256V176L259 178V182H260V181L262 182V183L260 182V183H259L260 185H259V184H258V185L261 186V187H262V186L264 187V183H263V182H264V177H263V176H264V174H263L264 171H262V170L260 169V167H259L261 164H258V161H259V163H260V160H261V156H260V154H259L260 152L258 153L259 155H258V154L256 155V156H258V158L256 157L257 160L259 159L258 161L256 160V158L254 159V161H252V160L249 161L250 159L248 160V158H247V159L245 158L246 160L249 161V162L247 161L246 164L248 163L249 165H248V164L245 165L244 162H245L246 160L244 161V159L242 160V162L244 161L243 163H242L241 161H238V162H239V165H238V164H237L238 162L236 163V160H237V159H236V160H235L234 158H230V159H229L228 156H226V155H223V158L221 157L222 159H221V158H215V159H214V157L212 158L211 156H214V155H215V152H216L215 149L213 150V148H210V150H209V148H205V147H203V149L205 150L204 152H206V151H208V150H209V152H206V153L203 152V153H202L203 149H201L200 147L196 148V146H193V144H188ZM243 147H244V148H243ZM247 147L249 148V151H248V150H245V148L248 149ZM30 148H31V146H30ZM194 148H196V151H197V152L200 151L204 156L199 152L200 155L202 156V158H201L200 155H199V153H195V149H194ZM238 148H239V149H238ZM45 149H46V148H45ZM48 149H46V150L48 151ZM65 149H66V150H65ZM143 149H145V150H143ZM153 149H155V151H154ZM199 149H201L202 151L199 150ZM211 149H212V150H211ZM237 149H238V150H237ZM240 149H241V150H240ZM250 149H253V152H251L252 150L250 151ZM46 150H45V151H46ZM68 150H70V151H68ZM141 150L143 151V153H142ZM242 150H243V152H244V151H245V152H244V153H240V152H242ZM110 152L114 154V151H110ZM150 152H148V153H150ZM156 152H157V153H156ZM173 152H174V153H173ZM212 152H214V153H213L214 155H211ZM256 152H255V154H256ZM155 153H156V154H155ZM170 153H171V154L173 153L174 155H171ZM170 153H169V155H171L170 158H168L169 156H168V154H167V156H165L164 161H165V160L167 161L168 159H169V160H170V159L172 160V159L174 158V157H172V156H176V153H178V152H177V151H171ZM194 153H195V154H194ZM14 154H15V152H14ZM14 154H13V157H12L11 159H9V160H10V161H13V162H15V161L17 162L18 160L15 159V155H17V153H16L15 155H14ZM56 154H57V155H56ZM59 154H60V155H59ZM193 154H194V155H193ZM196 154H197V155H196ZM206 154H208V155L210 154L211 156H210V155H209V156L207 155L206 158H204ZM231 154H232V155H231ZM245 154H247L248 156H245ZM3 155H5V154H3V152H0V169L2 168V164H3V162H8V160H7L8 158L3 157ZM37 155H38V156H37ZM58 155H59V157H56V156H58ZM141 155H145V156L140 157ZM192 156H193L196 160L198 159V160H205V161H202L203 163H201V161H200V164H201V165H199V163H198V164H197L198 166H197V165H195V164L197 163L198 160L196 161L195 159H193ZM196 156H197V157L199 156L201 159H200L199 157L196 158ZM243 156H244V157H243ZM29 157H28V158H29ZM4 158H5L6 161L4 160ZM16 158H17V157H16ZM28 158H27V159H28ZM203 158H204V159H203ZM207 158H212V159H214V160H213V161L211 160V162H210V161L207 160ZM124 159H125V160H124ZM232 159H233V160H232ZM123 160H124V161H123ZM169 160H168V162H166V161H165V162H166V163H169V162L171 161V160H170V161H169ZM206 160H207V161H206ZM209 160H210V159H209ZM231 160H232V161H231ZM255 160H256L257 162H256ZM1 161H2V162H1ZM128 161H129V160H128V157H126V156H125V157H121L120 160L118 161V162L120 163V165H119V163H118V170H120V169H121V170H120L119 172H118V170H116L115 174H116V173L119 174V173H121L122 171H125L124 169H125V167H127L126 165L128 164ZM139 161H140V162H139ZM194 161H195V163L192 164ZM227 161H230L229 164L227 163ZM234 161H235L236 165L239 166V167L236 168V166H234V164H235ZM124 162H127V163H124ZM191 162H192V163H191ZM198 162H199V161H198ZM204 162H206V164H205ZM220 162L223 163V165H224L225 162H226L228 165L225 164V166H223ZM232 162H233V164H230V163H232ZM250 162H251V163H252V162H255V163H253V164H257V165L255 166V165L251 164ZM121 163H122V164H121ZM123 163H124V164H123ZM207 163H208V164H207ZM145 164H147V165H145ZM242 164H243V165H242ZM250 164L253 165L252 168L254 167L258 172H260V170H261V172H260V173L256 172V173L258 174V175H257V174L254 172V171H256V170H255L254 168L251 169V165H250ZM142 165H144V166H142ZM258 165H259V166H258ZM119 166H121L122 168L124 167L123 170H122V168L119 167ZM209 166H210V168H208ZM211 166H212V167H211ZM222 166H223V167H222ZM226 166H227V167H226ZM246 166H247V167H246ZM257 166L259 167V169H257ZM33 167H34V169H33ZM142 167H143V168H142ZM241 167H242V168L244 167V168L242 169ZM35 168H36V169H35ZM41 168H42V169H41ZM184 168H185V169H184ZM203 168H205V169H203ZM206 168H207V169H210V170L207 171ZM219 168H220V169H219ZM224 168H225V171H224ZM239 168H240V169H239ZM247 168H249V169H247ZM161 169L164 170V168H160V171H161ZM186 169H188V170H186ZM218 169H219V170H218ZM221 169H222V172L224 171L223 173H219V172H221V171H220ZM241 169H242V170H241ZM250 169H251V171H250ZM3 170H4V171H3ZM3 170H2V173H1V171H0V173H1V174H0V178H1V179L3 178L2 180L0 179V180H1V181H0V185H1V183H4L5 180L10 176V168H9V167H7V168H5V169H3ZM33 170H34V171H33ZM36 170H37V171H36ZM40 170H41V172L44 173V174H41V172H39ZM148 170H149V171H148ZM181 170H182V171H181ZM184 170L187 171V172L185 171V174L188 173L187 175H185V174L183 173ZM203 170H204V171H203ZM252 170H253V171H252ZM35 171H36V172H35ZM158 171H159V170H158ZM206 171H207V173H205ZM209 171H210V172H209ZM217 171H218V172H217ZM78 172H79L80 174H79ZM148 172L150 173V175H148V174H149ZM181 172H182V173H181ZM253 172H254V173H253ZM122 173H123V172H122ZM177 173H178V175H177L178 177H176V174H177ZM217 173H219V174H218L219 177L222 176V178H223V183L220 181L221 178L218 177L219 179L217 180ZM225 173H226L227 175L229 174L226 178H224V176H226ZM171 174H172V176H170ZM181 174H182V175H181ZM223 174H224V175H223ZM255 174H256V175H255ZM259 174H260V175L262 174V176L260 177ZM41 175H43V176H41ZM76 175H77V176H76ZM78 175H79V179L77 178L78 180H76V177H78ZM144 175H145V174H144ZM168 175H167V177H168ZM254 175H255V176H254ZM18 176H19L20 178H19ZM38 176H37V177H38ZM48 176H49V177H48ZM148 176H149V177H148ZM181 176H182V177H181ZM186 176H187V177H186ZM212 176H213V177H212ZM253 176H254V177H253ZM17 177H18V179H21V180H18ZM61 177H65V175L62 174ZM61 177H60V178H61ZM175 177H176V178H175ZM179 177H180L179 180H181V178H183V179H182L183 181L185 180V181L183 182V184H180V185H179V183H178L179 180L177 179V178H179ZM184 177H185V178H184ZM189 177H190V178H189ZM215 177H216V178H215ZM262 177H263V178H262ZM15 178H16L15 180H18V181H17V182H18V186L16 185L15 188H14V191H15V192L13 191L14 193H12V196L14 195L13 198H11L12 196L10 197L11 200H12V199H14V200H13V201H9V203H10V202L12 203V202L15 201V198L17 197V195H15V193H16V194H19V190H21L20 188H22V186H23V184H24L23 181H25V180H22V178H23V177H22V173H21L20 175L18 174ZM48 178H50V180H49ZM60 178H58V180H59ZM101 178H102V179H101ZM148 178H151L152 180H151V179L149 180ZM174 178H175L176 180H175ZM193 178H195V179H193ZM208 178H209V179H208ZM211 178H213L214 180L216 179V180L214 181V180L211 179ZM228 178H230V179H228ZM23 179H24V178H23ZM38 179H36V180L38 181ZM52 179H53V180H52ZM72 179L74 180V182H73ZM207 179L210 180V181H208ZM225 179H228V181L225 180ZM246 179H247V180H246ZM260 179H261V180H260ZM48 180H49V181H48ZM51 180H52V181H51ZM86 180H87V181H88V180L90 181V182L88 181L89 184H87ZM148 180H149V181H148ZM211 180H212V181H211ZM221 180H222V179H221ZM244 180H246V182H245ZM70 181H72V182H70ZM76 181H78V182H76ZM80 181H81V182H80ZM92 181H93L95 184H94ZM105 181H108V182H105ZM153 181H154V182H153ZM169 181H170V182H169ZM176 181H177V182H176ZM198 181H199V182H198ZM249 181H250V182H249ZM17 182H16V184H17ZM46 182H48V184H47ZM49 182H50V183H49ZM163 182H165V181H163ZM171 182H172V183H171ZM185 182H186V183H185ZM197 182L200 183V184H198ZM211 182H212V184H211ZM34 183H37V182H34ZM53 183H54V182H53ZM70 183H72V184H71V185H67V184H70ZM84 183H86V184H84ZM108 183L111 184L112 186L109 185ZM155 183H156V184H155ZM187 183H188V184H187ZM193 183H194V184H193ZM202 183H203V184H202ZM214 183L216 184V187H215V184H214ZM219 183H220V184H219ZM224 183H225V184H224ZM21 184H22V185H21ZM49 184H51V187H50ZM92 184H93V185H92ZM106 184H107V186H106ZM150 184H149V185H150ZM154 184H155V185H154ZM161 184H160V185H161ZM201 184H202L203 186H199V185H201ZM213 184H214V185H213ZM217 184H218V185H217ZM113 185H114V186H113ZM160 185H158V186L160 187ZM181 185H183V186H181ZM212 185H213V186H212ZM222 185H223V188H221ZM224 185H226V186H224ZM245 185H246V187H245ZM258 185H257V186H258ZM3 186H4V185H3ZM79 186H80V187H79ZM81 186H82V187H81ZM108 186H109V187H108ZM110 186H111V188H110ZM151 186H150V187H151ZM196 186L199 187V188H198L199 190L197 189L198 192H197V190L194 189V188H197ZM238 186H236V187L233 186L232 189H234V187L237 188ZM249 186H250V187H249ZM4 187H5V186H4ZM76 187H77V188H80V190L77 189ZM112 187H113V189H112ZM114 187H115V188H114ZM159 187H155V188H159ZM181 187H182V190H181ZM210 187H214L213 190H211ZM218 187H219L220 189H219ZM225 187H226V188H225ZM254 187H255V188H254ZM49 188H50V189H49ZM72 188H73V189L76 188V189L73 190V194L71 193V192H72V191H71ZM101 188H102V189H101ZM108 188H110L111 191H110V189H108ZM217 188H218V189H217ZM244 188H245V190H244ZM247 188H250V189H247ZM17 189H19V190H17ZM51 189H52V190H51ZM175 189H176V190H175ZM193 189H194V191H193L194 193H193V192L191 193L190 190H193ZM200 189H201V191H200ZM222 189H225V190H222ZM1 190H2V192L0 191V201H2V200L5 198V195H7V192L5 191V188H2ZM16 190H17V191H16ZM39 190H40V191H39ZM67 190H68V191H67ZM78 190H79V191H78ZM93 190H94V191H93ZM202 190H203V191H202ZM210 190H211V192H210ZM219 190H220V191H219ZM226 190H227V191H226ZM234 190H235V189H234ZM248 190H249V191L251 190V192L249 193ZM51 191H52V192H51ZM70 191H71V192H70ZM74 191H76V192L78 191V192L76 193V192H74ZM42 192H43V193H42ZM63 192H64V193H63ZM66 192H67V194H66V196H64ZM79 192H80V193H79ZM89 192H92V193L90 194ZM195 192H196L197 194H196ZM199 192H200V193H203L204 197L206 196L204 193L207 192V196H206V198L201 197L202 195H201ZM220 192H221V193H220ZM59 193H60V194H59ZM69 193L71 194V196H70ZM93 193H94V194H93ZM96 193H97V194H96ZM109 193H110V194H109ZM111 193H112V194H111ZM37 194H38V195H37ZM43 194H44V195H43ZM63 194H64V195H63ZM84 194H85V195H84ZM219 194L221 195L220 197H219ZM225 194H226V195H225ZM228 194H229V195H228ZM246 194H245V195H246ZM36 195H37V196H36ZM72 195H73V196H72ZM78 195H79V196H78ZM82 195H83V196H82ZM91 195H92V196H91ZM93 195H94V196H93ZM182 195H183V196H182ZM184 195H186V196H184ZM208 195H209V196H208ZM61 196H63L64 199H65V197H66V199H67L68 201H66V199L63 200V202L59 201L60 199L62 200V197H61ZM223 196H224V197H223ZM60 197H61V198H60ZM68 197H69V198H68ZM74 197H76V198H74ZM106 197H107V198H106ZM175 197H176V196H175ZM177 197H176V198H177ZM33 198H34V199H33ZM84 198L81 199L82 201L80 200L81 203H83V202L85 201ZM96 199H95V200H96ZM120 199H121V200H120ZM131 199H134V201L132 200V203H131V201H130ZM203 199H204V200H203ZM206 199H207V200L210 199V200H209L210 202H209V201L206 202V201H207ZM202 200H203L204 202H202ZM205 200H206V201H205ZM185 201H186V202H185ZM200 201L202 202V204H200V203H201ZM222 201H224V202H222ZM52 202H53V203H52ZM58 202H57V203H58ZM64 202H65V203H64ZM76 202H77V201H76ZM85 202H86V201H85ZM85 202H84V203H85ZM120 202H121V203H120ZM133 202H134V203H133ZM171 202H172V203H171ZM171 202L169 201V203H170V205H169V203H168L169 206H173V205H174L173 202H175V201H174V200H171ZM198 202H199V203H198ZM220 202H221V203H220ZM225 202H226V204H227V207H229V209H230L231 211H233L232 213H234V214H232L231 211L229 212V210H228L227 207H226L227 209L225 208L226 204H223V205H222V203H225ZM32 203H33V204H32ZM45 203H44V204H45ZM185 203H186V204H185ZM196 203H197V204H196ZM210 203H211L212 205H211ZM215 203H218V204H216V205H220V206H219L220 208H218V207L215 205ZM219 203H220V204H219ZM72 204H78V205H74V206H80V207H79V208H76V207L72 206ZM113 204H114V205H113ZM120 204L123 206L124 209L121 207ZM199 204L202 205V206H201L202 211H200V215H198V213H199V209H200V208H199V207H200ZM205 204H206V205H205ZM116 205H117V206H116ZM197 205H198V209H197ZM203 205H204L205 207H206V206L208 207V208H207V209H208V212L210 211V208L216 209V211L219 209L221 212H220L219 210H218L217 212L212 210L214 213L212 212L213 214H211V213H210L211 211H210V212H209V213L211 214V216H210V214H209V215L207 214L208 212L206 213V212L204 211V209H206V208L204 207V209H203ZM208 205H209V206H208ZM213 205H214L216 208H214ZM224 205H225V206H224ZM63 206H61V207H63ZM109 206H110V207H109ZM127 206H128V207H127ZM132 206H131V208H133ZM69 207H70V208H69ZM73 207L76 208V209H73ZM120 207H121L122 209H121ZM143 207H145V208H143ZM209 207H210V208H209ZM221 207H222V209H221ZM223 207H224V208H223ZM71 208H72L74 211H73ZM193 208H192V209H193ZM16 209H17L16 207H13V206H12V207H9V210H8V211H9V212H12V211H16ZM68 209H69V210H68ZM77 209H78L79 211L82 210V211L84 212L83 215H79V213L82 214V212H78ZM185 209H183V210H185ZM194 209L192 210L193 212H195ZM201 209H200V210H201ZM225 209H226V210H225ZM233 209H234V210H233ZM66 210H68V213L66 212ZM71 210H72V212H71ZM76 210H77V211H76ZM112 210H115V211H112ZM223 210H225V211H223ZM69 211H70V213H69ZM93 211H95V212H93ZM117 211H118V212H117ZM206 211H207V210H206ZM234 211H235V212H234ZM64 212H66L67 214L64 213ZM73 212H74V213H73ZM143 212H144V213H143ZM184 212H185V211H184ZM218 212H219V213H218ZM244 212H245V211H244ZM244 212L239 213V214H242V215H240L241 219H240V217H239L238 215H237V217H239V219H240L241 221H242V219L247 218V220H244V222H243V224H242V226H241L242 228H240L242 234L244 233L242 236H244V238H243L244 241H245L244 243H246V240H247V241H250V239L252 238V237L250 238L249 236H252V235H253V234H252V233H254L253 231H254L256 228H258V227L261 225V223L264 222V220H261V219L263 218L264 215L262 214L263 216H261V214H259L261 219L257 216V218H258V219L260 220V222H261V223L258 222V223H260V224H258V223H257V221H258L257 219H256V221H252V219H249V215H248V213L245 212V213H246V214H245ZM59 213H58V214H59ZM77 213H78V214H77ZM115 213H114V214H115ZM203 213H206V214H203ZM215 213H216V214H215ZM224 213H223V214H224ZM84 214H85V215H84ZM142 214H143V215H142ZM195 214H196L197 216H196ZM201 214H203V215H201ZM231 214H232V215H231ZM237 214H238V213H237ZM243 214H244V216H243ZM39 215H41V216H39ZM66 215H67V216H66ZM77 215H78L79 217L81 216V218H83L84 221H83V219L80 220L81 218H78ZM106 215H105V216H106ZM206 215L209 216V217L207 218ZM218 215H219V216H218ZM245 215H247V217H246ZM61 216H63V217L65 216V218H63V217H61ZM72 216H73V217H72ZM74 216H77V217H74ZM105 216H104V217H105ZM107 216H106V217H107ZM140 216H141V217H140ZM235 216H236V215H234V216L232 217V220H233V218H236V223H240L239 219H238L237 217H235ZM242 216L245 217V218H243ZM70 217H71V218H70ZM85 217H86V218H85ZM106 217H105V218H106ZM115 217H116V219H115ZM60 218H61V219H60ZM62 218H63V219H62ZM43 219H44V220H43ZM74 219H76V220H74ZM78 219H79L81 222H79ZM100 219H101V220H100ZM113 219H115L114 222H116L117 225L120 224L119 226L121 227V228H119L118 231L116 230L117 232L114 231V230H113V227H112ZM121 219H122V220H121ZM128 219L131 221V223L136 224V226H135L134 224L129 223V224H131V225L128 226V225H129V224H128V225L126 226L127 228H128V227L130 228V231H131L132 234L129 233V232H130V231H128L129 228H128V230H126L127 228L125 227V225H126L125 223L129 221ZM172 219H171V220H172ZM197 219H198V218H197ZM207 219H208V220H207ZM237 219H238L239 222H237ZM263 219H264V218H263ZM77 220H78V221H77ZM103 220H104V219H103ZM105 220H107V219H105ZM116 220H117V221L120 220V221L117 222ZM183 220H184V221H183ZM186 220H188L187 223H185ZM200 220H201V219H200ZM216 220H218V222L220 221L219 224H217L218 222H217ZM248 220H249V221H248ZM254 220H255V219H254ZM43 221H44V222H43ZM50 221H51V222H50ZM124 221H125V222H124ZM130 221H129V222H130ZM140 221H141V224H143L144 226H140V224H139ZM167 221H168V223H167ZM198 221H199V220H198ZM215 221H216V222H215ZM233 221H234V220H233ZM233 221L231 222L232 224L235 222V221H234V222H233ZM245 221H246V222H247V221H248V222H251V221H252V222H251L252 224H253V222H254V223H255V224L253 225L254 227H253L252 225H250L251 223H250L249 225L252 226L253 228H255V227H256V228H255V229H253L252 227L250 228V226H249ZM78 222H79V223H78ZM93 222H95V224H94ZM100 222H101V223H100ZM106 222H107V221H106ZM120 222H121L122 224H121ZM142 222H143V223H142ZM199 222H200V221H199ZM76 223H78V224H76ZM83 223H85L84 226H83V225H82V226L80 225L81 228H80V226L77 228V226H78L79 224H83ZM98 223H99V224H98ZM116 223H114V224H116ZM184 223H185V224H184ZM200 223H201V222H200ZM220 223H222V225L220 226V230H219V225H220ZM223 223H224L225 225L227 224V228H226V229H224V224H223ZM231 223H230V225H231ZM244 223L247 224V225H245ZM256 223H257V224H256ZM71 224H72V226H71ZM114 224H113V226H114ZM124 224H125V225H124ZM204 224H205V225H204ZM213 224H214V225H213ZM50 225H51V226H50ZM59 225H60V226H59ZM88 225L91 226V227H90L91 229H93V225H94V226H95V229L91 230V229L88 227ZM99 225H100V227H99ZM122 225H123V226H122ZM200 225H202V226H200ZM203 225H204V226H203ZM243 225H244V226H243ZM257 225H258V227H257ZM1 226H4V227H5L6 224L4 225V223H3ZM38 226H39V227H38ZM55 226H54V227H55ZM96 226H97V230L100 229L101 231H100V230L97 231V230H96ZM133 226H134V227H133ZM217 226H218V227H217ZM245 226H247V227L245 228ZM83 227H84V228H87V229H85V230L83 229V232L85 231V232H84L85 234L81 231V229H82ZM110 227H111V228H110ZM123 227L125 228V231H126V232L124 231L125 234H123V232H121ZM138 227H139V228H138ZM202 227H203V228L205 227L206 229H208L207 231H209V232L207 233L206 229L204 228V230L206 231V232L203 233L204 230H202V233L204 234V236H202L203 234H201V230H198V228L200 229V228H202ZM216 227L218 228L217 230H215ZM222 227H223V228H222ZM243 227H244V228H243ZM248 227H249L250 229H248ZM2 228H3V227H2ZM124 228H123V230H124ZM131 228H132V229H131ZM141 228H142V229H141ZM167 228H168V229H167ZM203 228H202V229H203ZM77 229H78V230L80 229V232H79ZM134 229H135V230H134ZM244 229L249 230V231H246V230H244ZM252 229H253V230H252ZM90 230H91V231H90ZM95 230H96L97 232H96ZM120 230H121V231H120ZM132 230H133V231H132ZM140 230H141V231H140ZM156 230H157V231H156ZM192 230H194V231H192ZM196 230H197V231H196ZM211 230H212V231H213V230L216 231V232L214 233V235H213V233H210ZM225 230H226V231H225ZM0 231H1V229H0ZM175 231H176V232H175ZM198 231H200V232H198ZM245 231H246V232H245ZM251 231H252V233H251ZM62 232H63V231H62ZM77 232H79V233H77ZM90 232H91V233H90ZM115 232H116V233H115ZM119 232H120V233H119ZM127 232H128V233H127ZM173 232H174V233H173ZM183 232H185V233H183ZM197 232L199 233V235L201 234V237H197V236H199V235L197 234ZM224 232H221V233L223 234ZM229 232H230V231H229ZM241 232L239 231L238 233H241ZM248 232H249V233H248ZM17 233H18V232H17ZM117 233H119V234L121 235V237H120L119 234H118L119 237L116 236ZM126 233H127V235H126ZM178 233H179V234H178ZM205 233H206V234H205ZM219 233H220V232H219ZM231 233H232V230H231ZM245 233H246V234L248 233L247 235H249V236H247ZM250 233H251L252 235H251ZM47 234H48V235H47ZM97 234H98V235H97ZM101 234H102V236H101ZM129 234H130V235H129ZM139 234H140V236H139ZM184 234H185V235H184ZM211 234H212V235H211ZM225 234H227V232H226ZM225 234H224V235H225ZM228 234H230V233H228ZM99 235H100V236H99ZM151 235H152V236H151ZM154 235H155V237H153ZM196 235H197V236H196ZM239 235H241V234H239ZM245 235H246V236H245ZM84 236H85V237H84ZM98 236H99V237H98ZM115 236L118 237V239H117V238H114ZM157 236L160 237L161 239H159ZM212 236H213V237H212ZM242 236H241V237H242ZM151 237L154 238L155 240L152 239ZM156 237L159 239V240H158V243H157V241H156V240H157ZM189 237H190V238H189ZM216 237H217V236H216ZM225 237H227V236H225ZM245 237L250 238V239H247V238H245ZM71 238L74 239L75 237H74V238L71 237ZM71 238H70V239H71ZM87 238H86V239H87ZM110 238H112V239H110ZM113 238L116 239V240H113ZM122 238H123V239L125 238V240H123ZM131 238H132V236H131ZM188 238H189V239H188ZM193 238H194V239H193ZM195 238H196V240H197L198 242L195 240ZM197 238H198V239H197ZM76 239H77V238H76ZM76 239H74V242H77ZM170 239H171V243L168 242V241H170ZM243 239H242V241H243ZM25 240H28V239H24L23 242H25ZM46 240H47V241H46ZM96 240H97L98 243H96ZM111 240H112V241H111ZM130 240H132V239H130ZM186 240H188V241H186ZM193 240H194V241H193ZM225 240H226V239H225ZM227 240H228V239H227ZM227 240H226V242H228ZM258 240H261V243H264V238H262V236H261V239H258ZM258 240H257V241H258ZM262 240H263V242H262ZM38 241H39V240H38ZM62 241H63V240L61 239V240H60V243H61ZM92 241H93V242H92ZM102 241H103V240H102ZM106 241H107V242H106ZM117 241H118V242H117ZM153 241H154V242H153ZM155 241H156V242H155ZM191 241H192V242H191ZM215 241H216V242H215ZM242 241H241V243H242ZM31 242H32V243H31ZM94 242L96 243L95 246H94V244H95ZM124 242H125V243H124ZM126 242H127V243H126ZM185 242H186V243H185ZM196 242H197L198 244H197ZM199 242H202L203 245L200 243V244L202 245V246H201V245L199 244ZM204 242H205V243H208L209 245L204 244ZM28 243H29V244H28ZM87 243H88V244H87ZM122 243H123V244H122ZM176 243H177V244H176ZM212 243H213V244H212ZM48 244H49V245H48ZM78 244L81 246L80 248H77V245H78ZM103 244H104L105 247H104V246L101 247V245H103ZM196 244H197V246H196ZM24 245H25V243H24ZM79 245H78V246H79ZM137 245L140 247V244L137 243V244H134V247H132L131 249L129 248L130 250L128 249V252H129V253H132V251H133L134 249H137V250H136V255H134V258L137 257V253H138V251H139V250L141 251V249H140L141 247H140V248H137V247H138ZM177 245H178V246H177ZM193 245H192V246H193ZM199 245H200V246H199ZM239 245H241L240 242H239ZM254 245H255V244H254ZM254 245H253V248L251 247V250H252L253 253L251 252V250H249L250 253L248 252L249 254L247 253L248 256H246V257H248V258H245V259L247 260V262L250 261V263H251L254 259H256V260H258V263H257V264H259V263L261 262V261H259V260H260L259 257L264 258V257H263V256H264V252H258V253H261V254H258L256 251L263 250V249H261L262 244H259L260 248H259V246H256V247H255ZM257 245H258V244H257ZM135 246H136V247H135ZM175 246H174V247H175ZM64 247H66V248H64ZM83 247H84V248H83ZM103 247H104V249H103ZM248 247H249V246H248ZM262 247H263V246H262ZM81 248H82V249H81ZM85 248H86V249H85ZM195 248H196V249H195ZM238 248H239V249H238ZM67 249H68V251H67ZM78 249H79V250H78ZM257 249H259V250H257ZM4 251H5V250H4ZM196 251H197V253L199 252V253H198V255H200L199 258H198L197 253L194 254V252H196ZM224 251H225V253L228 251L226 254H229V256L231 255V256H230L231 258L233 257V258H232V259L234 260V261L232 260L233 263H232L231 259L229 260V258H230L229 256H228V258H225V257H224V256L227 257V255H226L225 253H224V255L222 256V254H223ZM5 252H6V251H5ZM255 252H256L257 254H254ZM61 253H62V254H61ZM192 254H191V256H192ZM44 255H45V256H44ZM61 255H62V256H61ZM71 255H72V257H71V261H73V263H72V262L70 263V261H69ZM112 255H115V256H117V257H116V259L114 258V256L111 257V253H110V254H109L110 259H111V258L113 259V261H110V264H115L116 261H117V259L119 258V257H118L119 254L116 253V254H112ZM196 255H197V256H196ZM201 255H202V256H201ZM237 255L240 256V257H237ZM252 255H254L255 257H257V256H258V257L255 258V257H253ZM261 255H262V256H261ZM0 256H1V254H0ZM12 256H13V255L10 254L9 258L11 259ZM135 256H136V257H135ZM180 256H181V255H180ZM183 256H184V255H183ZM185 256H187V257L189 258V254H186ZM185 256H184V257H185ZM67 257L69 258L68 260H67ZM73 257L76 258L77 261H74V260H76V259H74ZM219 257H220V258H219ZM222 257H224V258H222ZM72 258H73L74 260H73ZM134 258L131 259V262L133 261L132 263H134V261H135ZM188 258L185 257V261H187V263H190V262H191V264H192L193 260L190 261V259H188ZM203 258H200V260L197 262V264H199V263H200V264H205V263H206V264H214L215 262L213 263V261H218V259L216 260L217 257H215V258L213 259V256H212V258L209 256V258H210L211 260H213V261H211V260H207V259H209V258H208V255H207L206 258H204V259H206V260L204 261V263H201V262L204 260ZM250 258H253V259H251L252 261L249 260ZM262 258H261V260H262L261 263L264 264V259H262ZM112 259H111V260H112ZM191 259H192V257H191ZM202 259H203V260H202ZM242 259L239 260V262H236L235 264H238V263H239V264H242L243 262H240V261H244V260H245V259H244V260H242ZM0 260H2V259L0 258ZM114 260H115V261H114ZM246 260L244 261V263H246ZM228 261H229V262H228ZM254 261H255V260H254ZM105 262H106V261H104L103 263H104V264H108V263H105ZM112 262H113V263H112ZM219 262L222 263V264H224L223 261H221V260H219V261L216 262L215 264H217V263L219 264ZM10 263L12 264V261H10ZM178 263H179V262H178ZM193 263L196 264V262H193ZM261 263H260V264H261ZM92 264H93V263H92ZM94 264H95V263H94ZM176 264H177V263H176ZM179 264H182V263H179ZM246 264H247V263H246ZM248 264H249V263H248Z\"/></svg>","mask_w":264,"mask_h":264}]
</instances>
